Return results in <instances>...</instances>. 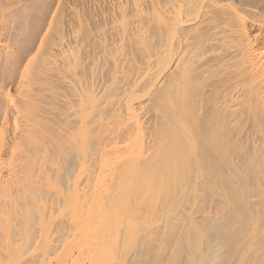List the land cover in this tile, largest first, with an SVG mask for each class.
I'll return each instance as SVG.
<instances>
[{"label":"rangeland","instance_id":"obj_1","mask_svg":"<svg viewBox=\"0 0 264 264\" xmlns=\"http://www.w3.org/2000/svg\"><path fill=\"white\" fill-rule=\"evenodd\" d=\"M60 1L61 0H0V136H3V138L0 137L1 138L0 139V141H1L0 142V148H2V146L5 144V142L8 145H11L13 137H15L14 134L16 135V132L14 130V121H15L17 113H16L15 109L19 106L21 107L24 105L23 104L24 102H22V101H23V99L26 98L24 95H27V93L25 91H24L23 95L20 94V93H23V90H21V89H23L22 86L24 84H22V83L23 82L25 83L27 80L28 81L30 80L32 82L33 79H36V77L33 78L32 80L30 79L31 76H33V74H34L32 71L35 70L34 68H36V70L39 69L38 67L41 64L39 65L38 61L40 63H42L41 62L42 60H39V58L41 59V58H44V56H46L45 53L46 52L48 53V48H50V46H51L50 44L53 43L52 41H54L55 35L57 36V34H58L57 32L60 33L62 30H63L62 34H64L66 31L67 33H65V34L67 36L65 34L64 35H65V37L68 38V34H69L70 39L72 38L71 36L73 35L72 33H74V32H76L77 35L74 33L75 35H73V38H75V36L79 37L80 35L82 37V35H83V38L85 40H86L85 36L90 34V37L89 36L87 37L88 42H89V40H90V42L91 41L94 42V39L91 40L89 38H91V36L94 35L96 33V31H98V33H96L98 38H95V42L94 43L91 42V44L89 42L91 47H93V45L96 44V45H94L93 48H91L90 45L87 44L88 42L86 43V41L80 37L77 40L80 47L72 45V46L77 47L73 51L78 52V53L75 52L76 54L73 53V56H74L73 59L77 60V61L79 60V62H77V61L75 62L73 59H71V66L74 65V68L72 67V69L77 70L76 71L77 75L75 78H77L79 76L78 78L80 79L82 76V79L84 80L83 81L80 79V83L84 82L82 84V86L84 85L82 89H85V85L88 84L87 86L91 85V87H88L87 90L91 91L90 89H92V87H93L94 94H96V93L98 94L97 98L99 95H102V94H100V91L102 92V90L105 91L106 89H108L105 91V95L107 94L106 97H108V94L112 90V92H111L112 94H109V95L113 96V93H114L115 97L116 96L118 97L119 95L123 96L124 94H126V95L128 94V96L131 97V99H132V97H133V99H135V97H136L134 102L136 103L137 101H140L141 107L143 106L142 104H144V107H142V111H145L143 113H144V117L146 116V118H143L142 122H147V123H144V125H145L144 136H146V137L143 136L144 139L143 138L142 139L144 140V144L146 145V147H149V145H150V148H145V145H143L144 146L143 148H145V149H143L142 147L140 148V146H142L141 144H143V141H142V143L140 142V140H141V138H140V139H138V141L141 144H140V146H137V147H139L137 149V151L142 153L141 155H143V153H144V156L146 159L144 158V156H143V158H144L143 159L141 155H140L141 157H137L136 155L138 152L136 153V149H134V152L136 153L135 157H133L134 155L132 156L131 151H127V153H126L127 156L126 155L123 156L124 161H126L125 156L127 157V161H129V162H132V161L136 162V160L138 158L139 161H137L136 163H138V162L140 163V160L143 159L142 162H143L144 166L146 164V168H147V166H149V167L154 166L155 164L151 165V163H153V161H154V163L156 161H159V160H157L159 153L157 152L155 146L156 147H158V145L161 146L160 140H161V137H162L161 134L163 133L164 128H162V131L160 130L161 128H159L161 126L162 121H160L161 119H158L159 115L157 113H160V109H161V111H162V109H164L163 106L165 107V104L158 107L155 104V101L153 99L155 98L156 95H158L160 93H163V94L166 93V92H164L166 90V88H165V90H163V89H164V86H167V82H168V84L171 81L173 82V84L175 81H176L175 83H177V82L180 83L179 74L176 72V71H179V68L177 67L176 69H174V70H176L175 73H174V70L171 71L173 68L170 70L171 73L167 72V79L165 78L166 75H163V78H165V80L161 77V79H163L162 81L165 82V85H163V82H161V80H159V84L157 83V86H156V89H157V87L158 88L160 87L158 90H155V88L154 89L150 88V86L152 87V80L154 81V79H151V77L154 78L153 72L156 75V73L160 70V68L158 70H157V68L160 67L161 66L160 64L163 63L164 53L166 51H168L169 48L172 49L174 47L173 50L176 51V53L178 52L181 54L184 50L183 55H181V56H185L186 58L184 57L185 60H183L184 58L182 57L183 58L182 62L185 61L186 62V63H184L185 65L191 64V65H189V66H191V68H193V66H194L193 71L191 72V75H190L193 78H191L190 82L192 84L195 83L193 85L196 87H194L195 88L194 89L193 85H192L191 90L192 89L193 90L190 94L186 95L185 103H183L181 109L183 108L182 111L184 112V110H186L188 113L190 112V109L195 110V111L194 110L191 111V117H193V118L187 119L185 124L187 125L190 122V124H188L187 127H190L192 134H197L198 136L194 135L196 137H193V135H191L192 139H193L192 140L193 143L195 142L194 147H193V143L191 141L189 142V144L191 145V146H189V148H190L189 150L191 152H189V150H188V152L191 153V154H189V155H191L190 156L191 158L189 157V155L187 157V154H188L187 151H186L187 152L186 155L183 158L184 160H186L187 158L189 161L191 160L189 163H187L188 160L186 162L184 160L183 161L180 160L178 162H181V165H180V163H178V165L176 163L175 165H177V166L173 170L171 168L172 171L167 167L168 171H169L168 173H170V174H167V171H166L167 168H165L166 166L171 164V163H169V161L167 162L168 164L166 163L165 167L163 166L162 170L160 169L161 172H159V173H163V175H164L165 172H163L164 171L163 169H165L166 175L163 176L161 174L160 178H159V173H158V176L156 178H157V180L159 178V181L161 180V182H159V185H158V181L156 182L157 187L155 189H157V190H155V192L153 193L154 195L150 194L146 188H140V190L138 188H131L130 189L129 185H131V184L128 183L129 177H127L128 179L126 178L127 183L129 184L128 185L129 187H126L127 183L126 184H120L122 181H124V177L122 178L120 176L119 171H114L112 174V177H114L113 181L110 180V178L106 179V180H108L106 183V186L108 184V186H107L108 189L105 186V182H104L103 186L106 189L102 186L104 189L103 190L101 189L102 190L100 192L101 195L95 196L94 198H93V196H91L90 198L88 196L89 199H87L86 202H87V206L91 210V214H88L85 218L80 219L79 222L75 225V227L71 228V229H70L69 224L66 220L68 218L67 212H69V211L65 208L66 207L65 205H67L66 200L70 198V197L66 196V194H69V191H70L69 189H68L69 191L67 190L68 183H69L68 181L70 178L73 179L74 176H77V170L78 169L76 168V166L78 163V158H77L78 156L76 155L75 152L79 151L80 146L81 145L85 146V144H89V146H87V147H89V148L91 147L90 149L94 148L96 140H94L92 138L94 140L93 141L92 139L90 140V138H88L87 140L85 139V141H83V142H79L80 144L77 143L79 148H77V146L74 147V148H76V151H75V149L69 150V148L65 149V147H64V149L66 150V152H65V150L63 149V151L65 152L64 156L61 155L62 150L59 152L56 149L58 146H55L56 148L53 149V146L56 144L54 141L53 142L55 144L53 142H51V144H50V142H49V145L51 147L50 146H49L50 148L47 147L48 148L47 150L52 148V150L53 151L55 150V151L52 154L47 152L48 155L54 156L56 150H57L56 154L58 153L56 155V158L58 156L57 159L59 161L56 158L52 157L53 161H55V162L57 161L56 166L54 165V162L52 160L50 161L51 158L48 159V157H50V156H47L46 157L47 159H45V160L46 161L48 160L47 161L48 164L45 163V160H44L43 161L45 163L44 167L46 168L47 166L48 167L50 166V168H46V171H45L43 169L44 167H43V162H42L41 167H43L42 169L44 171L42 170L43 173L41 174V173L36 172V171H38L36 166H34L36 168V171H35V169L33 167V165L35 163L34 164L30 163V164H32L30 166L28 164L29 160H27V158H26L24 163H27V164H25L23 166L20 163H19L20 165L16 164L17 165L16 167L22 166L21 167L22 170H24L23 167L26 166L27 169L25 168V170L26 171L28 170L29 173L26 171H22L23 173L25 172L24 173L25 175H27V178L24 177L26 180L22 179L23 174L20 175V173H22V172L20 170L21 168L18 167L20 171L15 170L17 174L19 173L18 177H15L16 176L15 175L14 178L11 179L12 181L15 180V182L11 183L12 182L11 180H6L5 186H7V187L9 186L10 187L9 189H6V190H5V188L2 189L3 187L0 184L1 185L0 186V264H40V263L41 264H208V263L214 264L213 261H216L218 264H221V263L222 264H224V263L225 264H263L264 256H263V249L262 248H264V234H263L264 233V212H263V210H264V192H262V191L264 190V183H263L264 182V170H263L264 169V151H262V150H264V105H262L258 102L256 103L255 101H253V99H252V102H250L248 99L249 96L247 95V97H246L245 93L243 91H241V88L245 87V83H246L245 81L241 82L240 88L238 90H237L236 86L234 87L235 83H237V81H236L237 79H235V78H231V80H229L230 82L228 80H226V81L224 80L225 82H223V83L225 85L222 84L223 79H222V76L220 75L221 71H223L225 68L229 67L228 62L232 63L230 65V67L231 66L234 67L236 60L234 62V60L232 59L233 61H227L228 64H226V63L221 64L223 66H224V64H226L224 66L225 67L224 68L221 65H219L217 62L211 61V57L214 55H217L219 53L221 55H226L225 54L226 50L225 49L223 50L222 49L223 47H221V46H220V48H219V46L217 47V45H221L219 43V41H220L219 38L220 37L222 38V36H223L222 34H223L224 27L226 25H231L232 22H234L233 19H231L232 16H230V13L227 11L225 12V10L223 12L222 9L219 10V7L217 5L229 4V5H233L234 7H236L238 14L247 19V21H248L247 27H248V30L250 31L249 33L251 36H254V35L258 34L257 23H263L264 22V0H208L209 2L211 1L212 2L211 4L214 5V6L212 5L213 7H211L212 10L209 9L208 12L206 13V15H208V17L203 15L205 13V11H203L202 9H201V11H203L202 12L203 14L199 13V12H201L200 11L201 6L198 5L200 3L199 0L198 1L192 0V2H191V0L189 2H188V0H186L187 3H185L184 0L183 1L179 0V2L182 1V3L180 2L178 4L179 5L181 4L180 10L183 11V13L180 15L181 16L180 17L181 20L179 22L180 24L178 26L177 25L174 26L176 31H173L174 28H173V30L171 29L172 31H169L170 28H172V24H170L171 26H165L163 23L160 24L158 22L159 19L155 16V13H156L155 11L158 9V7L163 9V7L165 6L164 9H166V8L169 9L171 7V4L173 5L174 0H172V1H170V0H158L159 4H157L156 0H154V1L151 0L152 3H155L154 6L150 2V0H145V2H143L144 0L143 1L138 0L137 2L139 4L141 2V5H143V7L140 6L141 11L139 9L140 14L136 12L135 7L133 9L134 4H131V3L136 2L134 0H121V1L119 0V2H117V3L119 4L121 2V5H122V7L120 9L121 5L118 6L116 4L118 9H120L119 11H118V9L116 10V8H117L116 5H111V6H113V7H111L108 0H106L107 3L105 1L103 2V0L102 1L100 0L101 3L99 5V7L101 6V9L99 8V10H97L98 6H96L97 8L92 6V2H90L91 0H89V1L88 0L87 1L86 0H62V2H61L62 4H60ZM92 1H94V0H92ZM97 1H99V0H97ZM146 1H147V3H146ZM175 1L178 2V0H175ZM193 1H194V3H193ZM169 2L170 3L172 2V3L170 4ZM177 2H175L174 4H176ZM197 2H199V3L197 4ZM104 3H106V4H104ZM161 3H164L165 5L162 4V7H161ZM168 3L170 5H168ZM59 4L61 5L62 8L61 7L59 8V6H60ZM107 4H109V5H107ZM166 4L168 7H166ZM193 4H195V5H193ZM196 4L199 6V7L197 6L199 8V11L197 10L198 8L196 7ZM90 5L92 7H90ZM144 5H146V6H144ZM155 5H157L158 7H156ZM215 5H216V8L218 7L217 8L218 10H216ZM182 6H185V7H182ZM194 7H196L195 8L196 10L194 9ZM122 8H124V9H122ZM58 9H60V11ZM93 9H95L94 10L95 14H94V12H92ZM152 9L153 10L156 9V10H154V12H153ZM186 9L190 12H186ZM192 9L194 10V12ZM90 10L92 13L90 12ZM115 10L118 14L114 12ZM123 10L125 13H122ZM171 10L172 9H170V11ZM72 11L75 12L76 14L73 13ZM120 11H122V12L120 13ZM143 11L147 15H145L143 13ZM181 11H180V13H181ZM219 11H220V13H219ZM55 12H57V13H55ZM77 13L78 14L81 13L79 15L80 17L77 15ZM119 13L123 14L122 16L125 15L124 17H125V19L126 18L127 19L122 20V18L119 16L120 15ZM188 13L189 14L191 13V14L189 15ZM195 13H196V15L198 13L200 15L201 14L202 15L200 16L198 14L199 15V17H198V15L196 16ZM223 13H225V14H223ZM57 14L59 15L60 18L58 17ZM185 14H187V17ZM213 14L216 16L215 17L216 20H214ZM54 15L56 16L55 17L56 19L54 21H51V20H53ZM81 15L83 17H86L87 19H85V18L82 19ZM76 16L78 17V19L80 18V21H81V19L82 20L85 19L82 22V25L84 24L83 27L85 26L84 29H83V27H81L80 22L77 21L78 19L77 20L75 19ZM147 16H149V17H147ZM202 16L204 19L206 17V20H204L205 23L204 24L201 22L197 23V20L199 21V19H201ZM219 16H221V17H219ZM229 16H230V19H229ZM152 17H156L158 20L155 18H152ZM62 18H63V20H62ZM90 18H91V20H90ZM203 18L201 20H203ZM226 18H228L227 19L228 21H226ZM64 19H65V21L67 20L68 22L70 20L75 22V20H76L78 22V24H77V22H75L76 24L72 22L70 25V23H68L66 21L70 27L72 26L71 27L73 29L72 30L66 24V22L65 23L63 22ZM188 19H190V20H188ZM222 19H224V20H222ZM59 20L61 21V25H60ZM182 20L187 21V25H185V22H184V24L181 23V22H183ZM191 20H192V23H190ZM123 21H124V23H121ZM128 21H129V23H128ZM188 21H189V24H191L190 26H192V27H190L188 25ZM224 21H226V22H224ZM160 22H162V21H160ZM62 23H63V25H62ZM195 23L197 24L198 27H199L198 24H200L201 28L200 27L199 28L202 30H200L199 28L196 29L197 26ZM224 23L225 24L228 23V24L223 26ZM193 24H195V25H193ZM201 24H203V25H201ZM64 25H65V31H64V27H63ZM163 25L165 28L163 27ZM183 25H184V27L182 28ZM206 25H208L207 26L208 28L205 27ZM49 26H51V28ZM79 26L81 28H78ZM185 26H186V29H185ZM212 26H214L215 28H213ZM66 27H68V28H66ZM209 27H210V29H209ZM211 27H212V29H211ZM69 28L73 32L70 31V33H68ZM168 28H169V30H168ZM178 28H179V30H178ZM181 28H182V30H180ZM187 28H189L190 32ZM192 28H195L198 31H196L195 29H192ZM47 29L50 30L51 34H54V32L56 34H54L53 36L49 34L50 35L49 37H52V38L48 37L47 39H45L44 34H46L48 32ZM78 29L81 30L80 31L81 33L82 32L85 33L87 30V33L89 32V34H87V35H85L86 33L81 34V33L77 32V31H79ZM82 29L85 31H83ZM137 29L141 31V32L137 31L138 34L136 33ZM89 30H91L92 32ZM194 30H195V32H194ZM93 31L95 32L94 34H92ZM99 31H101V32H99ZM119 31H121V32H119ZM139 32L145 38V39L144 38L141 39V40H143L142 44H145V45H143V48H141L142 46L137 44L138 41H137V43L135 42L137 40V37L135 38L134 36L139 35L140 34ZM168 32L171 34L172 33L177 34V37H175L176 35L175 36L174 35L171 36V34L169 35ZM196 32L197 33L199 32L200 34H197ZM213 32H215L216 35ZM218 32H219V34H218ZM119 33L120 34L125 33L127 36H129L131 34L130 36L132 38L134 37L136 40L135 39L131 40L132 38L130 37L129 41L125 42L124 44L121 43L120 45H122V46L120 47V45H118L119 42H117L120 40L119 38L121 36V35L119 36ZM128 33H129V35H128ZM165 33H166L167 37H166ZM189 33H192V34H189ZM211 34L212 35L214 34L215 36H212ZM220 34H221V36H220ZM99 35L101 37H99ZM180 35H182V37ZM184 35L187 37H185ZM190 35L195 36V38L198 39V41L195 39L194 40H195V42L197 41L196 43H198L199 45L196 44L197 46H195V44L193 42L194 40H192L193 37H190ZM197 35H199V36H197ZM200 35H201L202 39L199 38ZM203 36H204V38H203ZM104 37H106V38H104ZM116 37L117 38L119 37L118 40ZM210 37H214L213 39L211 38L213 40V41H211V43H210ZM215 37L217 38L218 42L216 41ZM43 38L45 40H43ZM174 38H175V40H174ZM186 38L191 43H186L187 42ZM106 39H107V41H106ZM165 39H166V41H167V39H169L168 40L169 42L167 41L168 42L167 43L165 41ZM184 39H186V40H184ZM206 39H209V41ZM98 40H100V41L98 42ZM182 40H183V42L186 41L185 42L186 44L183 43ZM201 40L203 42H201ZM80 41L81 42L83 41V42L81 43ZM104 41H105V45H103ZM176 41L179 44L176 43ZM205 41H207V43ZM214 41L216 42V44L214 43ZM44 42H45V44H44ZM101 43H102V45H101ZM154 43H155V45H153ZM172 43H173V45H172ZM205 43H206V45H205ZM263 43H264V38L257 41L256 46L261 48L264 46ZM98 44L100 46H102V49ZM148 44H149V46H148ZM169 44L171 47H169ZM190 44H191V46H190ZM192 44H193V46H192ZM85 45H87L88 47ZM161 45H163V46H161ZM177 45H179V46H177ZM186 45L189 46V48L190 47L191 48L189 49L188 47H185ZM103 46L105 47V50H103L104 49ZM78 47H79V49H78ZM122 47L124 48V50H121V49H123ZM166 47L168 48V50ZM179 47H181V48L185 47L186 49L182 48L183 50L182 49L180 50ZM39 48L41 50H39ZM106 48H107V51H109V54L111 53L112 55L108 56V52L106 51ZM119 48H121V49H119ZM145 48H146V51H145ZM163 48H166V49H163ZM193 48L196 51H194ZM202 48L205 50H203ZM187 49L190 53H191V49H192V52L194 51L193 52L194 54L197 53L194 55L193 61L191 60L190 62H188L189 59H187V58H189V55L188 56H186V55L189 52L187 51L188 53H186V51H185ZM219 49H220V52L217 53V51H219ZM88 50H90V51H88ZM101 50L104 53L99 54V52H101ZM160 50L163 51V52L161 51V54H160ZM177 50H179V51H177ZM130 51H131V53H130ZM151 51H153L152 55H151ZM221 51L224 52V54ZM39 52L40 53L42 52L41 53L42 55ZM43 52H44V54H43ZM92 52H94V53H92ZM105 52H107L106 55H103V54H105ZM117 52H119V56H121L120 55L121 52L124 53L126 56L122 55L123 59H125L127 57L126 58L127 60H123L122 57H119L117 55ZM135 52H138V54ZM139 52H140V54L142 53L141 54L142 56L139 54ZM158 52H159V54H158ZM114 54H116L117 57L120 58V59L119 58L115 59V62L117 61L116 64H115V62L112 63L114 61L113 60L114 56H115ZM145 54H147V55L145 56ZM156 54H158V55L156 56ZM210 54H212V55L210 56ZM39 55H41V56H39ZM76 55H79V56H77V58H75ZM131 55H133V56H131ZM149 55H150V57H152V59H150L151 62L149 61V58H150ZM197 55H199V56H197ZM200 55H201V59L204 61H202L201 59L199 60L198 57H200ZM202 55L204 56L203 58H202ZM207 55H209L208 56L209 60L206 58ZM102 56L103 57L106 56V58L111 57L110 59H112V58L113 59L112 60H109V58L104 59ZM158 56L160 57V59L158 58ZM37 57H39V58H37ZM142 57L144 60L142 59ZM132 58H134L136 61H134V59H132ZM101 59H102V61H101ZM158 59H159V63H157ZM206 59L208 62L211 61L212 63L210 62V64H209L206 61ZM120 60L123 61V64H124V65H122L123 68L118 67V69H116L117 66H121V64H122V61H120ZM198 60H199V62H197ZM73 61L75 63H78V64H75ZM110 61H112V62H110ZM124 61H127V62L129 61V62L124 63ZM147 61H149V63H146ZM195 61H196L197 65L199 63L198 66H201V64L203 62H205L206 64H208L207 65L208 67L209 66H211V67L208 68L207 66H205V64H203L204 69H202L203 67L199 68L197 65H195ZM33 62H35V63H33ZM140 62L143 63L144 65L146 64L145 66L142 65V66H144V68H146L149 64H150V66H148V67L151 68L152 67L151 63H153V64L155 63L153 65L154 69L151 68L152 69L151 70L149 68L152 71L151 72L152 74L148 75V76H150V78L148 76H144V74H142L144 71L143 70L144 68L142 67V69H141V66H140L141 63ZM27 63H30V64H27ZM111 63L113 65L114 64L117 65L119 63L117 66L114 65L115 69L120 71V74H122L121 76H120V74H118L119 75V77L117 78L118 80L116 78H114V76H111L114 74V72L112 70V69H114V67L112 66ZM126 63L128 65H130V64H133V65L128 66ZM193 63H194V65H193ZM157 64L159 66H157ZM184 64H182V65L184 66ZM75 65H78V68H76ZM79 65H81V66H79ZM135 65L136 66L138 65V67H140V68L136 67ZM182 65H180V67ZM27 66H28V68H25ZM212 66H213V68H212ZM32 67H33V69H31ZM135 67H136V69H134ZM25 69H27V70L25 71V73H23V71ZM72 69H71V71H72ZM121 69H122V71H121ZM139 69H141L143 71H141ZM205 69H206V71H205ZM75 70H73V72ZM130 70H131V73H129ZM136 70L138 72L135 75L134 71H136ZM111 71H112V73H111ZM139 71H140V73L141 72L142 73L140 74ZM73 72H71V73L68 72L69 75L66 74L67 72H65V74L70 77V78L68 77V79L66 78L67 80L70 79L69 81H71V79H72L71 77H73V75L75 74V72L74 73ZM122 72L125 73L126 75L123 74ZM132 72L134 75L132 74ZM193 72H195V74ZM201 72H203V73H201ZM204 72H206V73H204ZM30 73L31 74L33 73V74L31 75ZM23 74L25 75V78H24ZM71 74H72V76H70ZM176 74H178V75H176ZM131 75L133 78H136V79H133L131 77ZM168 75H169V77H168ZM195 75H197V77ZM123 76H124V78L121 79V77H123ZM136 76H138L139 79ZM143 76H144V78L146 77L145 79H147L146 84H144L142 82L143 80L145 81ZM218 76H220V77H218ZM172 77L174 79L175 78L176 79L173 80ZM198 77H200V78H198ZM201 77L204 80H202ZM75 78L72 79V80H75L72 82L76 83V81H77V85H75V83H72L71 86H73L74 88L79 90L80 89V86H78V85H80L78 83L79 79H75ZM113 78H114V81H113ZM142 78H143V80H141ZM220 78L222 79L221 81L218 80ZM126 79H128V80H126ZM149 79L151 80L150 82L148 81ZM20 80H21V82H20ZM193 80H194V82H192ZM210 80L213 82H211ZM233 80H234V82H233ZM217 81H219V83ZM117 82L119 85L117 84ZM119 82H121V84ZM141 82L143 84H141ZM172 82L170 84H172ZM215 82H216V84H214ZM110 83H112V84H110ZM113 83H116V84H113ZM56 84H55V86H56L55 88L60 86V84H57V85ZM73 84L79 88L75 87ZM122 84L125 87L126 86L130 87L131 85L132 86L134 85V87H130V88L126 87L125 89L121 90V94H119L117 92L118 91L120 92V90H118V89L122 88V86H121ZM136 84H140V86H138ZM217 84L219 86L215 87L214 85H217ZM226 84L229 87H227ZM109 85L112 88L111 90H110ZM115 85H117L118 87L117 86L115 87ZM141 85L143 87H141ZM158 85H162V86H158ZM189 85H190L189 87H191L190 83H189ZM146 86L149 88H146ZM66 87L69 88L70 86H66ZM66 87L64 88L65 92H62L64 94L66 93V95L70 91H72V92H70L71 94L72 93L75 94V92L77 91L73 87H70L69 88L70 91H69V89H67ZM137 87L139 89L135 90L136 92L133 91V93H132L131 90L137 89ZM144 87H145V89H144ZM184 87H186V86H184ZM231 87H233L234 89L236 88V89L232 90L233 88H231ZM59 88H63V86L62 87L60 86ZM59 88H57V90ZM71 88H73L74 90H72ZM96 88L99 90V92H97L98 90ZM101 88H103V89H101ZM215 88H216V90H215ZM113 89H114V92H113ZM128 89H130V90H128ZM180 89H182V88H180ZM145 90H147V91H145ZM148 90H149V92H148ZM152 90H155V91H152ZM191 90H188V91L190 92ZM107 91H109V92L107 93ZM138 91H140V92H138ZM142 91H144V92H142ZM158 91H161V92L157 93ZM207 91H209V93ZM237 91H238V94L239 95L242 94V96L240 98H233L231 100L233 103H231L230 99L232 98L233 95H235L234 97H237V95H238ZM128 92L129 93L131 92L132 95H131V93L129 95ZM137 92L141 95H143V93H144V95H143L144 97L139 95V97L141 99L139 97L137 98V94H138ZM145 92L148 93V95H145L146 94ZM70 93H68V94H70ZM102 93L104 95V92H102ZM149 93L151 94L152 97L150 96ZM243 93H244V97H243ZM71 94H70V96L69 95H67V96L70 98ZM74 94H72L73 97H74ZM134 94L136 96H134ZM225 94L227 95V98H226ZM103 95H102V99H103ZM22 96H24L25 98H23ZM121 96H119V97H121ZM148 96H150V97H148ZM73 97H71V98H73ZM197 97L200 98V100L197 99ZM219 97H221V98L219 99ZM187 98H189L191 100L193 99L192 102H194V103H191V104L196 105V106L194 105V108H193V106H191L190 103H187V101L189 100ZM203 98H204V100H202ZM137 99H140V100H137ZM196 99L198 101H200L199 103L202 102V104H199ZM214 99H216L217 101L216 100L214 101ZM221 99H223V100L229 99L228 102L230 101V103L228 104L227 100H225V103L223 105V100H221ZM97 100L99 101V99H97ZM100 100H101V98H100ZM103 100L105 101V98ZM103 100H101L100 102H96V105L98 103L101 105L103 103ZM191 100L189 102H191ZM234 100H235V103H234ZM244 101H247V102L242 103ZM140 102H137L136 104H138ZM206 102H209V103L206 104ZM104 103L102 104L103 107L106 105V103H105V105H104ZM146 103H148L147 105H149L150 108H149V106L148 107L145 106ZM153 103L155 104V106ZM217 103H219V104H217ZM252 103H254V105ZM99 104H98V106L95 107L96 108L95 110H98V111H96L97 115L105 114L106 117H105V115H103L104 118H107L108 116H109L108 118H110L111 117L110 115L114 113V112H112L113 110L109 111V110L113 109V106L111 105V103L109 104V106L107 105L104 107L105 109H106V107H107V109H109V110L106 109L108 111L107 113H104L105 110H102L103 107L100 108L102 105L99 107ZM209 104H211L215 109ZM215 104H217V105H215ZM203 105H204V107H203ZM222 105H223V107H221ZM233 105H235V106H233ZM59 106H60V108H59ZM59 106H58V109H60V111H64L65 107H62L61 105H59ZM186 106H188V107L186 108ZM236 106H237V108H236ZM108 107H110V108H108ZM196 107H197V109H196ZM144 108H145V110H144ZM157 108H159V109H157ZM165 108L166 109H164V110H168L167 107H165ZM199 109H201V110H199ZM237 109H239V110H237ZM252 109L254 110V112ZM66 110H68V111H66ZM66 110H65L66 112H63V113L68 112L66 114V115H68L70 111H69V109H66ZM99 110H102V112L100 111L101 113L98 114ZM196 110H198V111H196ZM215 110H217V111H215ZM228 111H232V112H228ZM96 112H94V114H96ZM207 112H210L211 116L208 114L209 115V117H208ZM194 113H196V115L198 114L199 116L197 115L196 117H194V115H195ZM203 113L206 115V121L210 120L211 124H208L209 121L206 125L201 124V123H203V121H205V119L204 120L201 119V121H200V118L204 117ZM214 113L219 115L218 118H216L217 115H214ZM221 113H223L224 116ZM147 115H149L148 117L149 118L151 117V119H149L147 117ZM200 115L202 117H200ZM233 115H235V116H233ZM68 116H71V115H68ZM196 119H199V120H196ZM206 121L204 123H206ZM224 121H226V122H224ZM51 123L52 122H50V125L53 126ZM59 123H61V122H59ZM192 123H193V126H192ZM123 124L124 123H122V127L120 126L121 124L119 125L120 127L116 126L115 131H114V135L117 136V137L115 136V139H117L118 143H121L122 141L125 142L126 141L125 139L128 138V134L126 131L127 125L125 123L124 125H126V126L123 127ZM146 124H149V125H147L148 127L146 126ZM155 124H158V125H155ZM197 124H200L203 127L206 126L207 128L211 127V130L210 129L208 130L206 128H201V126L197 125ZM50 125H47V127H46V128H49L48 131H50V130L52 131V129L55 130V127L54 128L50 127ZM56 125H58V123L54 124V126H56ZM195 125H196V128L194 127ZM73 126L74 125H72V127ZM153 128H155L156 130ZM74 129L75 128H73V130ZM124 129H125L126 133L124 131H122ZM196 130H198V132ZM201 130H204V131L206 130V132L208 131V133H210V134H208L206 132L203 133L204 131H201ZM118 131H119V134H118ZM195 131H196V133H195ZM199 131H201V134L202 133L203 134L202 135L199 134L200 133ZM210 131L211 132L213 131V133L211 134ZM53 132H55V131H53ZM53 132H51V133H53ZM122 132H123V134H122ZM158 132L159 133L161 132L160 133L161 136H159ZM204 134H206V135H204ZM155 135H157V136H155ZM154 136H155V138L157 137V140L154 138ZM198 137H200V139ZM202 138H204V139H202ZM206 138L209 139L208 142L212 141L211 145H210V142L208 144ZM57 140L58 139H55L56 142H57ZM215 140H216V142H215ZM58 141H60V140H58ZM145 141H147V144ZM61 142L63 143L62 140L58 143H61ZM124 142H122L121 144H125ZM92 143H93V145H92ZM202 143L203 144L205 143V145H204L205 148H204V146H202L203 145ZM7 144H5L4 148H3L5 151L3 149H1V153L3 154L4 157H6L9 160L10 159L9 158L10 153H9L8 149L6 150V148H8ZM65 144H67V143H65ZM136 145H139V143L137 142ZM210 146H212V147H210ZM159 147L157 148L158 150H159ZM215 147L217 149L219 148L218 149L219 151ZM24 148L25 147H23L22 150L26 149V148L25 149ZM153 148H154V150H153ZM212 149H214L217 153H214L215 151ZM72 150H74V151H72ZM132 151H133V149H132ZM142 151H144V152H142ZM50 152H51V150H50ZM134 152H132V153H134ZM145 152H147V153H145ZM262 152H263V154H262ZM59 153H61L60 155L62 157L59 155ZM122 153L124 154V152H122ZM148 153H150V154H148ZM42 154H44V153H42ZM42 154L40 157L43 156ZM152 154L154 155L155 160H153L154 158L151 159ZM260 154H262V155H260ZM147 155L149 156V158ZM226 155H227V157H226ZM59 156H60V159H59ZM219 156H221V157H219ZM76 158H77V160H76ZM135 158H136V160H135ZM220 158H221V160H220ZM23 159H24V157H21V159L19 157L18 160H15V161H16V163H18V162L23 163ZM38 159L39 158L36 159L37 160L36 163H38ZM144 160H145V162H144ZM148 160H150L149 163H148ZM49 161L51 162V165H50ZM207 161H209V162L207 163ZM182 162H185V164L186 163L187 164L185 165L183 163L184 164L183 165ZM35 165H39V164H35ZM52 165L54 166V171H53ZM173 165L174 164H172L170 166L175 167V165L174 166ZM182 165L185 167H183ZM214 167H215V169H214ZM18 168H16V169H18ZM28 168H30V170L34 169L33 171H35L37 173V175L40 174L43 176L44 172H48V173H45L44 176L46 174H50L51 176L47 175L42 180V181L45 180L44 181L45 183L40 182L38 179H36L37 178V176H35L36 173L34 174L33 171L31 172ZM55 168L58 171H56ZM186 168L188 170H185ZM47 169H48V171H47ZM49 169L50 170L52 169L51 170L52 172ZM256 169H257V171H255ZM260 169H262L263 176L261 175ZM177 170H178V172H177ZM30 172L33 173L34 176H32ZM49 172H51V173H49ZM256 173H258L259 176ZM29 174H30V177L32 176V178L33 177H36V178H33V179L29 178L32 181L28 180ZM169 176H170V178L168 179ZM48 177H50V179H48ZM120 177H121V180L123 179L122 181L120 180ZM163 177H165V179H163ZM166 177L168 180L163 181V180H166ZM15 178H17V179H15ZM38 178H41V176H39ZM46 179H48V180H46ZM16 180L18 181V185L20 184L19 186L21 188L24 187L23 189H21V190L19 189L20 187H18ZM34 180L38 181L40 183L36 182L34 184L35 185L37 184V185L34 186L32 184V182ZM21 181H22V183H19ZM175 181L178 183H176ZM7 183H9V184H7ZM40 184H41V186H40ZM11 186L12 187L14 186V187L12 188ZM38 186H40V187L38 188ZM36 187L38 188L37 189L38 191L36 190ZM131 187H133V186H131ZM160 187H161V189H160ZM14 188H16V190ZM25 188H26V191H24ZM141 189H143V190H141ZM7 190L8 191L10 190V193ZM17 190H19V191L17 192ZM11 191H13V192H11ZM103 192H105V193H103ZM236 194H237V196H233ZM238 194H239V197L241 195V197H240L241 199H238L239 198ZM229 196H231V197L228 199ZM235 197L237 200H235ZM231 198H232V200H230ZM260 198H262V199H260ZM64 199H66L65 200L66 202L64 201ZM259 199L261 200V204H259L260 203ZM71 200H72V198H71ZM63 201H64L65 205H64ZM257 202H259L258 203L259 206L256 205ZM238 203H239V206L237 209L236 207H237ZM235 205H236V207H235ZM239 208H241V209H239ZM236 210H238V211H236ZM253 210H254L256 216L253 214ZM260 210H261L262 214L258 215ZM246 211H247V213H246ZM88 213H90V211ZM242 215H244V217H242ZM230 217H231V220H230ZM232 218H234V219H232ZM246 218H248V219H246ZM251 219H253V220H251ZM231 222H233L234 224ZM228 223H229V227H228ZM243 223L245 225H243ZM248 223H250V224H248ZM262 223H263V225H262ZM224 226H226V229ZM234 228H235V230H234ZM236 228H237V230H238V228L240 230L237 231ZM245 228H246V230H245ZM230 229L234 230L236 233H234V231L230 232ZM241 229L243 231H241ZM228 231H229V233H228ZM250 231H251V233H250ZM221 232H225V233H221ZM243 232L244 233L247 232L246 233L247 235L244 234ZM230 233H232V234H230ZM237 233H238V235H237ZM224 234L226 235V237H224ZM230 235H233V236H230ZM227 236H228V238H227ZM240 236H241V238H240ZM224 238L226 240H228L227 244H225L226 240ZM257 238H259V239H257ZM233 239L235 242L232 241ZM260 240L262 243L260 242ZM232 242H233V245H232V247H230L231 246L230 244H232ZM250 242H251V244H250ZM253 242H255V243H253ZM241 245L244 246V248ZM250 245H251V247H250ZM229 247L231 250L228 249ZM81 249H83V252L79 254V251ZM216 249H219V250H216ZM226 252L229 255H227ZM43 253H47L48 256L50 257V259L42 262L41 256ZM211 256H215V257H217V259L214 260L213 259L214 257L211 258ZM224 256H227V258H223ZM221 260H222V262H221Z\"/></svg>","mask_w":264,"mask_h":264},{"label":"bare ground","instance_id":"obj_2","mask_svg":"<svg viewBox=\"0 0 264 264\" xmlns=\"http://www.w3.org/2000/svg\"><path fill=\"white\" fill-rule=\"evenodd\" d=\"M87 1V0H86ZM89 1V0H88ZM102 1V0H101ZM106 2V0H103V2ZM121 1V0H120ZM134 1H136V2H134ZM133 2L134 3H131V4H134V6H133V9H134V7H135V10H136V12L137 13H139V9H140V11H141V7L140 6H142L143 7V5H141V2H140V4L137 2L138 0H134ZM141 1H143V0H141ZM154 1V0H153ZM157 1V4H159L158 3V0H156ZM170 1H172V0H170ZM175 1V0H174ZM173 1V5L171 4V7L168 9V8H166V9H164L165 8V6L163 7V9L162 8H159L157 5H155L156 7H158V9L156 10V9H154V10H156L155 12V16L159 19H157L156 17H152V18H155V19H157L158 20V22L161 24V23H163L165 26H171L170 24H172V28H170V30H169V28H168V30L169 31H172L173 30V28H174V30L173 31H176L175 30V25H179L180 23V15L183 13V11H181L180 10V5L178 4V3H182V1H180L179 2V0H178V2L177 1H175V2H177L176 4H174L175 2ZM185 1V3H187V1L186 0H184ZM190 0H188V2H189ZM198 1V0H197ZM200 1V3L199 2H197V4L198 5H200L201 7H200V11H201V9L203 10V11H205V13L203 14L202 12L203 11H201V12H199V13H202L203 15H205V16H207L208 17V15H206V13L208 12V10L209 9H211L212 10V8L211 7H213L214 5L213 4H211L212 2L210 1H208V0H199ZM62 2V0L60 1V4H62L61 3ZM90 2H92V6H94V7H96V6H98V9L97 10H99V8L101 9V6L99 7V5H100V0L99 1H90ZM108 2L110 3V6L111 5H121V2L118 4L117 2H119V0H108ZM143 2H145V0L143 1ZM150 2L152 3V1L150 0ZM149 2V3H150ZM191 2H192V0H191ZM190 2V3H191ZM107 3V2H106ZM106 3H104V4H106ZM146 3H147V1H146ZM145 3V4H146ZM168 3V5H170ZM193 3H194V1H193ZM214 3V2H213ZM59 4V5H60ZM144 4V3H143ZM153 4V6H154V4L155 3H152ZM162 4H164V3H161V7H162ZM196 4V7L198 6ZM215 4V3H214ZM218 4V3H217ZM216 4V5H217ZM103 5V4H102ZM107 5H109V4H107ZM117 5H116V7H117ZM149 5V4H148ZM165 5V4H164ZM184 5V4H183ZM193 5H195V4H193ZM213 5V6H212ZM216 5H215V8H216ZM91 5H90V7H92ZM144 6H146V5H144ZM218 7H219V10L220 9H222L223 10V12H224V10H225V12L227 11V12H229L230 13V16H232V18L231 19H233V21L234 22H232V24L231 25H226V24H228V23H224L223 24V26L224 25H226L225 27H224V29H223V36H222V38L220 37L221 36V34H220V38H219V43L221 44V45H217V47L219 46V48H220V46L221 47H223L222 49L224 50H226L225 52V54L226 55H221L219 52H220V49H219V51H217V53H219V54H217V55H214V56H212L211 57V61H215V62H217L219 65H221V64H223V63H226V64H228L229 65V67L228 68H225L224 66L226 65V64H224V66L223 65H221L222 67H224L225 69L223 70V71H221V73H220V75L222 76V79H223V81H222V84H224L223 82H225L226 80H231V78H235V79H237L236 81H237V83H235V85H234V87L236 86V88H237V90L240 88V84H241V82H246L245 83V87L243 88H241V91H243L244 93H245V95H246V97H247V95L249 96V101L250 102H252V99H253V101H255L256 103L258 102V103H260V104H262V105H264V46L263 47H257L256 46V43H257V41H259L260 39H263L264 38V22L263 23H257V29H258V34L257 35H254V36H251L250 35V31L248 30V27H247V25H248V21H247V19L246 18H244L243 16H241V15H239L238 14V12H237V9H236V7H234L233 5H229V4H225V5H217ZM61 7V5L59 6V8ZM111 7H113V6H111ZM110 7V8H111ZM115 7V8H116ZM121 7H122V5L120 6V9H121ZM155 7V8H156ZM166 7H168L167 6V4H166ZM182 7H185V6H182ZM188 7V6H187ZM196 7H194V9L196 8ZM199 7V6H198ZM197 7V8H198ZM217 7V8H218ZM62 8V7H61ZM97 8V7H96ZM190 8V7H189ZM188 8V9H189ZM216 8V10H218ZM113 9V8H112ZM118 9V7L116 8V10ZM120 9H118V11L120 10ZM122 9H124V8H122ZM170 9H172L171 11H170ZM57 10V9H56ZM59 11H60V9H58ZM63 10V9H62ZM94 10L95 9H93V11L92 12H94ZM96 10V11H97ZM116 10L114 11L115 13H117L116 12ZM153 10V9H152ZM154 10H153V12H154ZM183 10V9H182ZM193 10V9H192ZM196 10V9H195ZM198 11H199V8L197 9ZM210 10V11H211ZM70 11V10H69ZM180 11H181V13H180ZM58 12V11H57ZM57 12H55V13H57ZM63 12V11H62ZM73 12V11H72ZM71 12V13H72ZM77 12V11H76ZM90 12H91V10H90ZM91 12V13H92ZM113 12V13H114ZM122 11H120V13H121ZM133 12V11H132ZM186 12H190V11H188L187 9H186ZM192 12V11H191ZM193 12H194V10H193ZM197 12V11H196ZM222 12V11H221ZM60 13V12H59ZM70 13V12H69ZM73 13H75V12H73ZM82 13V12H81ZM80 13V14H81ZM97 13V12H96ZM99 13V12H98ZM102 13V12H101ZM112 13V14H113ZM119 13V14H120ZM122 13H125L124 12V10H123V12ZM134 13V12H133ZM143 13H144V11H143ZM198 13V14H199ZM210 13V12H209ZM218 13V12H217ZM219 13H220V11H219ZM228 13V14H229ZM76 14V13H75ZM80 14H78L77 13V15L79 16ZM94 14H95V12H94ZM118 14V13H117ZM140 14V13H139ZM145 14V13H144ZM143 14V15H144ZM149 14V13H148ZM153 14V13H152ZM189 14V13H188ZM191 14V13H190ZM189 14V15H190ZM197 14V15H198ZM201 14V15H202ZM212 14V13H211ZM222 14V13H221ZM223 14H225V13H223ZM227 14V13H226ZM58 15V14H57ZM61 15V14H60ZM74 15V14H73ZM83 15V14H82ZM81 15V16H82ZM85 15V14H84ZM87 15V14H86ZM91 15V14H90ZM97 15V14H96ZM115 15V14H114ZM123 14H120L119 16L122 18V20H124L125 19V15L124 16H122ZM145 15H147V14H145ZM186 15V17H187V14H185ZM195 15H196V13H195ZM196 15V16H197ZM200 15V14H199ZM199 15H198V17H199ZM200 15V16H201ZM218 15V14H217ZM62 16V15H61ZM89 16V15H88ZM139 16V15H138ZM183 16V15H182ZM204 16V17H205ZM213 16H214V20H216L215 19V15L213 14ZM227 16V15H226ZM230 16H229V19H230ZM53 17V16H52ZM56 16L54 15V17H53V20H51V21H54L56 18H55ZM58 17H59V15H58ZM57 17V18H58ZM80 17V16H79ZM140 17V16H139ZM145 17V16H144ZM147 17H149V16H147ZM184 17V16H183ZM219 17H221V16H219ZM60 18V17H59ZM82 19L83 18H85V19H87L86 17H81ZM92 18V17H91ZM91 18H90V20H91ZM141 18V17H140ZM197 18V17H196ZM202 18H203V16H202ZM201 18V19H202ZM218 18V17H217ZM76 20L78 19V17L76 16V18H75ZM81 19V21H80V18L77 20V21H79L80 22V25H81V27H83V25H82V22L85 20H82ZM127 19V18H126ZM125 19V20H126ZM143 19V18H142ZM146 19V18H145ZM194 19V18H193ZM199 19V18H198ZM201 19H199V21L197 20V23L198 22H201V23H205L204 22V20H206V17H205V19L203 18V20H201ZM213 19V18H212ZM228 18H226V21H228L227 20ZM61 20V19H60ZM59 20V21H60ZM62 20H63V18H62ZM61 20V21H62ZM75 20V22H77ZM188 20H190V19H188ZM196 20V19H195ZM211 20V19H210ZM222 20H224V19H222ZM61 21H60V25H61ZM67 21V20H66ZM65 21V19H64V23L66 22ZM71 21V22H70ZM68 23H70V25H71V23L73 22L72 20H70ZM160 21H162V22H160ZM183 22H181V23H183L184 24V22H185V25H187V21H184V20H182ZM194 21V20H193ZM226 21H224V22H226ZM66 22V24L68 25V23ZM75 22H73V23H75ZM87 22V21H86ZM85 22V23H86ZM117 22V21H116ZM127 22V21H126ZM156 22V21H155ZM157 22V23H158ZM196 22V21H195ZM52 23V22H51ZM54 23V22H53ZM121 23H124V21L123 22H121ZM128 23H129V21H128ZM190 23H192V20L190 21ZM211 23V22H210ZM76 24V23H75ZM77 24H78V22H77ZM87 24V23H86ZM119 24V23H118ZM142 24V23H141ZM140 24V25H141ZM159 24V25H160ZM174 24V25H173ZM196 24V23H195ZM195 24H193V25H195ZM203 24H201V25H203ZM254 24V23H253ZM53 25V24H52ZM62 25H63V23H62ZM66 25V26H67ZM143 25V24H142ZM164 25H163V27H164ZM188 25L190 26L191 24H189V21H188ZM199 25V27H200V24H198ZM255 25V24H254ZM69 26V25H68ZM78 26V25H77ZM137 26V25H136ZM161 26V25H160ZM196 26H197V24H196ZM208 25H206L205 27L206 28H208L207 27ZM253 26V25H252ZM50 28H51V26H49ZM48 27V28H49ZM54 27V26H53ZM62 27V26H61ZM64 27V31H65V25L63 26ZM70 27V26H69ZM72 27V26H71ZM70 27V28H71ZM80 26L78 27V28H81ZM85 27V26H84ZM84 27H83V29H84ZM140 27V26H139ZM143 27V26H142ZM184 27V25L182 26V28ZM188 27V26H187ZM190 27H192V26H190ZM194 27V26H193ZM198 26L196 27V29H198L199 28ZM213 28H215L214 26H212ZM212 27H211V29H212ZM49 28V29H50ZM66 28H68V27H66ZM69 28V32L68 33H70V31H72L71 29ZM134 28V27H133ZM145 28V27H144ZM165 28V27H164ZM167 28V27H166ZM182 28L180 29V30H182ZM201 28V27H200ZM199 28V29H200ZM58 29V28H57ZM82 29V30H83ZM172 29V30H171ZM177 29V28H176ZM185 29H186V26H185ZM188 30H189V28H187ZM192 29H195V28H192ZM195 29V30H196ZM209 29H210V27H209ZM222 29V28H221ZM48 30V29H47ZM52 30V29H51ZM79 31H77V32H79V33H81L80 31V29H78ZM97 30V29H96ZM162 30V29H161ZM178 30H179V28H178ZM187 30V31H188ZM195 30H194V32H195ZM200 30H202V29H200ZM219 30V29H218ZM60 31V30H59ZM68 31V30H67ZM83 31H85V30H83ZM89 31H91V30H89ZM129 31V30H128ZM137 31H140V30H136V33H137ZM160 31V30H159ZM163 31V30H162ZM196 31H198V30H196ZM207 31V30H206ZM47 32V31H46ZM62 32H63V30L59 33V32H57L58 34H57V36L55 35V38H54V41H52L53 43L52 44H50L51 46H50V48H48V53L46 52L45 54H46V56H44V58H39V57H37V58H39V60H42L41 62L42 63H40L38 60V64L40 65H38L39 67V69L38 70H36V68H34L35 70L34 71H32L33 73V76H31V80L33 79V78H35L36 77V79H33L32 80V82L30 81H26L25 83L23 82L22 84H24L22 87H23V89H21V90H23V93H20L21 95H23L24 94V91L27 93V95H24V96H22L23 98H25V99H23V101L22 102H24L23 104V106H19V107H17L16 109H15V111H16V113H17V115H16V118H15V121H14V130H15V132H16V135L14 134V136L15 137H13V140H12V144L11 145H8L6 142H5V144H7L8 145V148H6V150L8 149V151H9V153H10V159L8 160L6 157H4L3 156V154L1 153V149H3L4 148V145L2 146V148H0V184L2 185V189H4L5 188V190L6 189H9L10 187L8 186H5L6 184V180H11V179H13L14 178V176L15 177H18V174L16 173V171L15 170H19V168H21L23 165H25V164H27V163H24L25 162V159L27 158V160H29L28 162V164L31 166L32 164H39V165H33V167L34 166H36V168L38 169V171H36V168L34 167V169H35V171L36 172H38V173H43V171L45 170L46 171V168H50V166L48 167L47 165V167L45 168L44 167V164L45 163H47L48 164V160L46 161L45 159H47L46 157L47 156H50V157H48V159L49 158H51L50 159V161L52 160L53 161V158H56V155L58 154H56V152H57V150L60 152L61 150L63 151V149H64V147H65V149H67V148H69V150H71V149H75V151H76V148H74V147H76L77 146V148H79L78 147V145H77V143H79V142H83V141H85V139L87 140L88 138H90V140L93 138L94 140H96L95 141V146H94V148H92V149H90L89 147H87V146H89V144H85V146H83V145H79L80 146V148H79V151H76L75 153H76V155L78 156L77 158H78V163H77V166H76V168L78 169L77 170V176H74V178L73 179H69V183H68V187H67V190L69 191V194H66V196H68V197H70L69 199H64V201L66 200L67 201V205H65V203H64V201H63V203H64V205L66 206L65 208L69 211V212H67L68 213V215H67V222H68V224H69V227H70V229L71 228H74L75 227V225L79 222V220L80 219H83V218H85L88 214H91V210L89 209V207L87 206V199H89L91 196H93V198L95 197V196H99V195H101L100 194V192L105 188L104 186H103V184H104V182H105V186H106V183H107V181L108 180H106V179H109L110 178V180H112L113 181V178L114 177H112V174H113V172L114 171H119L120 173V176L123 178L124 177V181H122L121 180V177H120V180L122 181L120 184H126L127 183V180H126V178L127 177H129V181H128V183H130L131 185H129L128 183H127V185H126V187H129L130 189L131 188H138L139 190H140V188H146L148 191H149V193L150 194H153L154 192H155V190H157V189H155L156 187H157V181H158V185H159V182H161V180L159 181V178H160V175L162 174L163 175V173H159V172H161V170H162V168H163V166L165 167V165H166V163L169 161V163H171V164H169L168 166H166L165 168H169L170 170H171V168H172V170L174 169V168H176V166L178 165V163H180V165H181V162H178V161H183L184 159V156L186 155V153L188 152V150L190 149L189 148V146H191L190 144H189V142L191 141L192 143H193V139H192V136L191 135H193V137H196V136H194V135H197V134H192V131H191V129H190V127H187V125L188 124H190V122L186 125L185 123H186V121H187V119H189V118H193V117H191V111L192 110H194V109H190V114L186 111V110H184V112L182 111L183 110V108L181 109V107H182V105H183V103H185V99H186V95L187 94H190L191 92H192V90H191V88H192V85L193 84H195V83H191L190 81H191V78H193L192 76H190L191 75V72L193 71V68H194V66H193V68H191V66H189V65H191V64H184V63H186L185 61L184 62H182V59L185 57V56H181V55H183V52H184V48L185 47H188L189 48V46H185V47H179L180 48V50L182 49L183 50V52H182V54L181 53H176V51H174L173 50V48L171 49V48H169V50H168V48H167V50L168 51H166L165 53H164V59H163V63L162 64H160L161 66L160 67H156L157 68V70L160 68V70L156 73V75H155V73L153 72V74H154V78L153 77H151V79H154V81L152 80V87L150 86V88H155V90H158L159 88L157 87V89H156V86H157V83L159 84V80H161V82H163L162 80L164 79L165 80V78L167 79V72H170L171 73V71H173L174 69H176L177 67L179 68V71H176V70H174V73H175V71L179 74V80H180V83L179 82H177V83H175L174 82V84H173V82H172V84H170L171 82H169V84H168V82H167V86H164V89L163 90H165V88H166V90L164 91V92H166L165 94H163V93H160V94H158V95H156L155 96V98L153 99L154 101H155V104L158 106V107H160L161 105H163V104H165V107H167V109L168 110H164V109H166L164 106H163V108L164 109H162V111H161V109H160V113H157L156 115L159 117L158 119H161L160 121H162V123H161V126L159 127V128H161L160 130L162 131V128H164V130H163V133L161 134L162 135V137H161V146L160 145H158V147H159V150L157 149L158 147H156L155 146V148H156V150H157V152L159 153L158 154V158H157V160H159V161H156L155 163H154V161H153V163H151V165H154V166H147V168H146V164H145V166L143 165V159L145 158V156H144V153H143V155H141L142 153H140L139 151H137V149L139 148V147H137V146H140V144L142 143V141H143V144H141L142 146H140V148L142 147H144L143 145H145L144 144V137H146V136H144V129H145V125H144V123H147V122H142L143 121V118H146V116L144 117V113L143 112H145V111H142V107H144V104H142L143 106L141 107V102L140 101H137V102H140V103H138V104H136L135 102H134V100L136 99V97H135V99H133V97H132V99H131V97H129L128 96V94L126 95V94H124L123 96H121V95H119V96H121V97H115V95H114V93H113V96L112 95H109V94H112L111 92H112V88H111V86H110V90H111V92L108 94V97H106L107 96V94L105 95V91L106 90H108V89H106L105 91H103L102 90V92H104V95H103V93L100 91V94H102L103 95V99L105 98V101L102 99V95H99L98 96V98H97V93L96 94H94V91H93V87H92V89H90L91 91H88L87 90V88L88 87H91V85L90 86H87L88 84H86L85 85V89H82L83 88V86H82V84L84 83V82H82V83H80V79L81 80H83L82 79V76H81V78L79 79L78 77L77 78H75L76 77V71L77 70H75V69H72V67L74 68V65L73 66H71V59H73L74 58V56H73V53H75L76 51H73V50H75L77 47H75V46H79L80 47V45L78 44V42H77V40L79 39V37L80 38H82V39H84L83 38V35H82V37H81V35L79 36V37H76L75 36V38H73V35H75L76 34V32H74V33H72L73 35L71 36L72 38L70 39L69 38V34H68V38L67 37H65V33H67L66 31H65V35L64 34H62ZM92 32V31H91ZM90 32V33H91ZM99 32H101V31H99ZM119 32H121V31H119ZM124 32V31H123ZM141 32V31H140ZM139 32V33H140ZM179 32V31H178ZM177 32V33H178ZM186 32V31H185ZM189 32H190V30H189ZM203 32V31H202ZM221 32V31H220ZM83 33V32H82ZM81 33V34H82ZM86 33V34H85ZM85 33H83V34H85V35H87V34H89V32L87 33V30H86V32ZM95 32L93 31V33L92 34H94ZM96 33H98V31H96ZM96 33L94 34V35H92L91 36V38H89V39H91V40H93L94 39V42H95V38H98L97 37V35H96ZM126 33V32H125ZM125 33H123V34H120L119 33V36H120V40L119 41H117V42H119V44L118 45H120L121 43L122 44H124L125 42H127V41H129V38L131 37L130 35H129V33H128V35L129 36H127ZM134 33V32H133ZM143 33V32H142ZM146 33V32H145ZM144 33V34H145ZM169 33V32H168ZM197 33V32H196ZM206 33V32H205ZM214 34H215V32H213ZM217 33V32H216ZM54 35V34H56L55 32H54V34H51V32H50V30H48V32L46 33V34H44L45 35V39H47L50 35ZM102 34V33H101ZM138 34V33H137ZM156 34V33H155ZM171 33H169V35H170ZM180 34V33H179ZM183 34V33H182ZM189 34H192V33H189ZM197 34H200L199 32L197 33ZM212 35V36H215V35ZM218 34H219V32H218ZM77 35V34H76ZM103 35V34H102ZM136 35V34H135ZM165 35H166V33H165ZM175 36V37H177V34H171V36ZM67 36V35H66ZM90 37V34L89 35H87V36H85V38H86V43L88 42L87 40V37ZM133 36V35H132ZM181 37H182V35H180ZM185 36V35H184ZM197 36H199V35H197ZM196 36V37H197ZM210 36V35H209ZM99 37H101L100 35H99ZM137 37V40L135 39V38ZM131 40H133V39H135L136 41V43H137V41H138V45H140V46H142L141 48H143V45H145V44H142L143 43V40H141L142 38H144V36H142V34L140 33L139 35H137V36H134ZM166 37H167V35H166ZM185 37H187V36H185ZM190 37H193L192 38V40H197L198 41V39H196L195 38V36H192V35H190ZM217 37V36H216ZM215 37V39H216V41H217V38ZM49 38H52V37H49ZM104 38H106V37H104ZM117 38V37H116ZM118 38H117V40H118ZM148 38V37H147ZM171 38V37H170ZM198 38V37H197ZM199 38H201V35H200V37ZM203 38H204V36H203ZM214 38V37H210V43H211V41H213L212 39ZM44 38H43V40H45ZM81 39V40H82ZM145 39V38H144ZM159 39V38H158ZM172 39V38H171ZM187 39V38H186ZM186 39H184V40H186ZM202 39V38H201ZM147 40V39H146ZM169 39H167V41H168ZM174 40H175V38H174ZM191 40V39H190ZM191 40V41H192ZM195 40L193 41L194 42V44H195V46H197L196 44H198V43H196L195 42ZM205 40V39H204ZM206 40H208L209 41V39H206ZM84 41V42H85ZM100 40H98V42H99ZM103 41V40H102ZM106 41H107V39H106ZM121 41V42H120ZM142 41V42H141ZM160 41V40H159ZM164 41V40H163ZM165 41H166V39H165ZM166 41V42H167ZM187 41V42H186ZM185 42L186 43H191L188 39L186 40ZM189 41V42H188ZM81 42V41H80ZM83 42V41H82ZM81 42V43H82ZM89 42H90V40H89ZM89 42L87 43V44H89ZM92 42V41H91ZM91 42H90V44H91ZM94 42H92V43H94ZM116 42V43H117ZM162 42V41H161ZM169 42V41H168ZM167 42V43H168ZM182 42H183V40H182ZM185 42H183V43H185ZM201 42H203L202 40H201ZM206 43H207V41H205ZM218 42V41H217ZM48 43V42H47ZM80 43V44H81ZM107 43V42H106ZM148 43V42H147ZM176 43H178L177 41H176ZM185 43V44H186ZM206 43H205V45H206ZM214 43L216 44V42L214 41ZM44 44H45V42H44ZM89 44V45H90ZM127 44V43H126ZM135 44V43H134ZM136 44V45H137ZM165 44V43H164ZM179 44V43H178ZM182 44V43H181ZM202 44V43H201ZM204 44V43H203ZM264 44V43H263ZM48 45V44H47ZM72 45H75V46H72ZM84 45V44H83ZM94 45H96V44H94ZM94 45H93V47H94ZM99 45V44H98ZM101 45H102V43H101ZM103 45H105V41H104V44ZM108 45V44H107ZM116 45V44H115ZM153 45H155V43L153 44ZM157 45V44H156ZM166 45V44H165ZM172 45H173V43H172ZM184 45V44H183ZM182 45V46H183ZM199 45V44H198ZM44 46V45H43ZM85 46H87V45H85ZM100 46V45H99ZM122 45H120V47H121ZM148 46H149V44H148ZM159 46V45H158ZM161 46H163V45H161ZM168 46V45H167ZM177 46H179V45H177ZM190 46H191V44H190ZM192 46H193V44H192ZM212 46V45H211ZM46 47V46H45ZM79 47H78V49H79ZM82 47V46H81ZM88 47V46H87ZM90 47H91V45H90ZM93 47H91V48H93ZM101 47V49H102V46H100ZM107 47V46H106ZM117 47V46H116ZM119 47V46H118ZM155 47V46H154ZM169 47H171L170 46V44H169ZM201 47V46H200ZM3 48V47H2ZM103 50H105V47L103 46ZM123 48V47H122ZM126 48V47H125ZM129 48V47H128ZM127 48V49H128ZM150 48V47H149ZM166 48H163V49H166ZM178 48V49H179ZM191 48V47H190ZM189 48V49H190ZM197 48V47H196ZM205 48V47H204ZM82 49V48H81ZM80 49V50H81ZM88 49V48H87ZM117 49V48H116ZM119 49H121V48H119ZM132 49V48H131ZM137 49V48H136ZM162 49V48H161ZM186 49V48H185ZM194 49V48H193ZM199 49V48H198ZM197 49V50H198ZM203 49V48H202ZM39 50H41L40 48H39ZM38 50V51H39ZM79 50V51H80ZM85 50V49H84ZM93 50V49H92ZM118 50V49H117ZM121 50H124V48L123 49H121ZM156 50V49H155ZM173 50V51H172ZM200 50V49H199ZM198 50V51H199ZM203 50H205V49H203ZM88 51H90V50H88ZM87 51V52H88ZM106 51H107V48H106ZM135 51V50H134ZM137 51V50H136ZM145 51H146V48H145ZM161 51L162 50H160V54H161ZM165 51V50H164ZM177 51H179V50H177ZM186 51V53H188L189 51H188V49L187 50H185ZM188 51V52H187ZM194 51H196L195 49H194ZM193 51V52H194ZM108 52V56L109 55H112L111 53L109 54V51H107ZM107 52H105V54H103V55H106V53ZM142 52V51H141ZM163 52V51H162ZM192 52V49H191V53L189 52L186 56H188L189 55V58H187V59H189L188 60V62H190L191 60L193 61V58H194V55L195 54H197V53H193ZM200 52V51H199ZM222 52V51H221ZM40 53V52H39ZM42 53V52H41ZM40 53V54H41ZM76 53H78V52H76ZM75 53V54H76ZM80 53V52H79ZM92 53H94V52H92ZM91 53V54H92ZM100 53H104V52H102V50H101V52H99V54ZM116 53V52H115ZM130 53H131V51H130ZM135 53H137L138 54V52H135ZM150 53V52H149ZM152 53H153V51H151V55H152ZM156 53V52H155ZM185 53V54H186ZM223 54H224V52H222ZM43 54H44V52H43ZM139 54H140V52H139ZM142 54V53H141ZM140 54V55H141ZM158 54H159V52H158ZM158 54H156V56L158 55ZM208 54V53H207ZM216 54V53H215ZM42 55V54H41ZM41 55H39V56H41ZM95 55V54H94ZM115 56H114V61L112 62V61H110V62H112V63H114L115 62V59H117V58H119V57H122V59H123V56L125 55L124 53H122L121 52V56H119V52H117V55L119 56V57H117V55L116 54H114ZM123 55V56H122ZM128 55V54H127ZM144 55V54H143ZM147 54H145V56H146ZM212 54H210V56H211ZM38 56V55H37ZM77 56H79V55H76V57L75 58H77ZM126 56V55H125ZM130 56V55H129ZM131 56H133V55H131ZM142 56V55H141ZM144 56V57H145ZM197 56H199V55H197ZM209 55H207L206 56V58L208 59L209 57H208ZM43 57V56H42ZM103 57V56H102ZM149 57H150V55H149ZM183 57V58H182ZM196 57V56H195ZM204 56L202 55V58H203ZM104 59H108L109 58V60H112V59H110L111 57H107L106 58V56L105 57H103ZM127 58V57H126ZM123 59V60H127V59ZM158 58L160 59V57L158 56ZM186 58V57H185ZM185 58L183 59V60H185ZM199 58V60L201 59V55H200V57H198ZM120 59V58H119ZM130 59V58H129ZM132 59H134V58H132ZM142 59H143V57H142ZM150 59H152V57H150L149 58V61H150ZM154 59V58H153ZM157 59V58H156ZM159 59H158V62L157 63H159ZM186 59V60H187ZM196 59V58H195ZM207 59H206V61H207ZM234 60V62H235V60H236V62H235V66L234 67H230V65L232 64L231 62H228L227 63V61H233ZM74 60V59H73ZM144 60V59H143ZM199 60L197 61V62H199ZM202 60V59H201ZM209 60V59H208ZM36 61V60H35ZM75 62L77 61V60H74ZM73 61V62H74ZM101 61H102V59H101ZM107 61V60H106ZM120 61H122V60H120ZM132 61V60H131ZM134 61H136L135 59H134ZM149 61H147L146 63H149ZM202 61H204V60H202ZM210 61V62H211ZM32 62V61H31ZM72 62V63H73ZM74 62V63H75ZM77 62H79V60L77 61ZM117 62V61H116ZM116 62H115V64H116ZM125 62H127V61H124V63ZM129 62V61H128ZM127 62V63H128ZM133 62V61H132ZM145 62V61H144ZM151 62V61H150ZM182 62V63H181ZM208 62V61H207ZM210 62H208L209 64H210ZM233 62V63H234ZM33 63H35V62H33ZM111 63V64H112ZM126 63V64H127ZM136 63V62H135ZM134 63V64H135ZM141 63V62H140ZM161 63V62H160ZM201 63V62H200ZM212 63V62H211ZM27 64H30V63H27ZM75 64H78V63H75ZM114 64V65H115ZM119 64V63H118ZM117 64V65H118ZM121 64V63H120ZM130 64V63H129ZM152 65V69H154L153 68V65L155 64H153V63H151ZM182 64H184V66L182 65ZM203 64H205V66H207L208 64H206L205 62H203L202 64H201V66H198L199 65V63H198V65L196 64V61H195V65H197L199 68L200 67H203L204 65ZM37 65V64H36ZM114 65L112 64V66L114 67ZM117 65H115V66H117ZM122 65H124L123 64V61H122V64H121V66H117L116 67V69H118V67H120V68H123L122 67ZM128 65V64H127ZM130 65H133V64H130ZM130 65H128V66H130ZM142 65H144L143 63H141L140 64V66H141V69H142V67L144 68V66L146 65H144V66H142ZM148 65V64H147ZM180 65H182L181 67H180ZM193 65H194V63H193ZM218 65V66H219ZM79 66H81V65H79ZM126 66V65H125ZM136 66V65H135ZM148 66H150V64L148 65ZM146 67V68H144L143 70H141V69H139V70H141V71H143V73L142 74H144V76H148V75H151L152 73V69L150 68V67ZM156 66V65H155ZM157 66H159L158 64H157ZM217 66V67H218ZM30 67V66H29ZM75 67L76 68H78V65H75ZM132 67V66H131ZM136 67H138V65L136 66ZM136 67L134 68V69H136ZM208 67V66H207ZM206 67V68H207ZM209 67H211V66H209ZM208 67V68H209ZM216 67V66H215ZM227 67V66H226ZM25 68H28V66L27 67H25ZM138 68H140V67H138ZM151 70H150V69ZM173 68V69H172ZM197 68V67H196ZM212 68H213V66H212ZM31 69H33V67L31 68ZM71 69H72V71H71ZM114 69H115V67H114ZM114 69H112L113 70V72H114V74L113 75H111V76H114V78H118L119 77V75L118 74H120V71H118V70H114ZM126 69V68H125ZM131 69V68H130ZM133 69V68H132ZM172 69V70H171ZM202 69H204V67L202 68ZM217 69V68H216ZM220 69V68H219ZM27 69H25L24 71H23V73H25V71H26ZM73 70H75L74 72H75V76L73 75V77H71L72 79L73 78H75V79H79V81H78V83L80 84V85H78V86H80V89L79 90H77L76 88H74L73 86H71L72 85V83H75V82H72V81H75V80H72L71 79V81H69V80H67L68 79V75H69V73H71V72H73ZM80 70V69H79ZM171 70V71H170ZM211 70V69H210ZM37 71V72H36ZM71 71V72H70ZM121 71H122V69H121ZM124 71V70H123ZM195 71V70H194ZM201 71V70H200ZM205 71H206V69H205ZM28 72V71H27ZM65 72H67L66 74H68V75H66L65 74ZM69 72V73H68ZM73 72V73H74ZM136 72V73H135ZM137 70L136 71H134V74L136 75L137 74ZM197 72V71H196ZM220 72V71H219ZM29 73V72H28ZM111 73H112V71H111ZM123 73V72H122ZM129 73H131V70H130V72ZM128 73V74H129ZM139 73H140V71H139ZM140 73V74H141ZM169 73V74H170ZM194 74H195V72H193ZM201 73H203V72H201ZM204 73H206V72H204ZM27 74V73H26ZM31 74V73H30ZM31 74V75H32ZM123 74H125V73H123ZM127 74V75H128ZM132 74H133V72H132ZM133 74V75H134ZM178 74H176V75H178ZM193 74V75H194ZM219 74V73H218ZM24 75V74H23ZM67 77H66V76ZM81 75V74H80ZM122 74H120V76H121ZM126 75V74H125ZM163 75H166V77L165 78H163ZM174 75V74H173ZM198 75V74H197ZM197 75H195L196 77H197ZM202 75V74H201ZM206 75V74H205ZM204 75V76H205ZM70 76H72V74L70 75ZM110 76V77H111ZM139 76V75H138ZM138 76H136L137 78H138ZM144 76H143V78H144ZM194 76V77H195ZM200 76V75H199ZM211 76V75H210ZM216 76V75H215ZM30 77V76H29ZM131 77H132V75H131ZM135 77V76H134ZM149 78H150V76H148ZM147 77V78H148ZM161 77L163 78V79H161ZM168 77H169V75H168ZM174 77V76H173ZM172 77V78H173ZM218 77H220V76H218ZM24 78H25V75H24ZM67 78V79H66ZM70 78V77H69ZM114 78H113V81H114ZM122 78H124V76L123 77H121V79ZM126 78V77H125ZM130 78V77H129ZM133 78V77H132ZM143 78L141 79V80H143ZM146 78V77H145ZM144 78V79H145ZM198 78H200V77H198ZM206 78V77H205ZM215 78V77H214ZM27 79V78H26ZM29 79V78H28ZM115 79V80H116ZM120 79V80H121ZM131 79V78H130ZM133 79H136V78H133ZM139 79V78H138ZM176 79V78H175ZM174 78H173V80H175ZM201 79H202V77H201ZM221 78L220 79H218L219 81H221L222 80ZM112 80V79H111ZM118 80V79H117ZM116 80V81H117ZM126 80H128V79H126ZM132 80V79H131ZM146 80L147 79H145V81L143 80L142 82L144 83V84H146ZM195 80V79H194ZM194 80L192 81V82H194ZM202 80H204V79H202ZM225 80V81H224ZM84 81V80H83ZM130 81V80H129ZM149 82L151 81L150 79L148 80ZM197 81V80H196ZM195 81V82H196ZM206 81V80H205ZM211 81V80H210ZM219 81H217L218 83H219ZM20 82H21V80H20ZM124 82V81H123ZM127 82V81H126ZM141 82V84H143ZM211 82H213V81H211ZM230 82V81H229ZM233 82H234V80H233ZM60 84V86L62 87L63 86V88H59V87H57V88H59L58 90H57V88H55L56 86H55V84ZM120 84H121V82H119ZM128 83V82H127ZM180 85H179V84ZM189 83L191 84V87H189L190 85H189ZM199 83V82H198ZM228 83V82H227ZM56 84V85H57ZM90 84V83H89ZM110 84H112V83H110ZM113 84H116V83H113ZM117 84H118V82H117ZM135 84V83H134ZM151 84V83H150ZM149 84V85H150ZM200 84V83H199ZM198 84V85H199ZM212 84V83H211ZM214 84H216V82L214 83ZM221 84V83H220ZM244 84V83H243ZM74 85V84H73ZM75 85H77V81H76V83H75ZM74 85V86H75ZM119 85V84H118ZM136 85H138V86H140V84H136ZM135 85V86H136ZM163 85H165V82H163ZM208 85V84H207ZM210 85V84H209ZM213 85V84H212ZM225 85V84H224ZM227 85V84H226ZM66 86H70V87H73L75 90H77L76 92H75V94L74 93H72V94H74V97H73V95L70 93V92H72V91H70V87L69 88H67ZM82 86V87H81ZM108 86V85H107ZM117 85H115V87H116ZM122 86V88L121 89H118V90H120V92L118 91L117 93H119V94H121V90H123V89H125L126 87H129V86H123V84L121 85ZM148 86V85H147ZM146 86V88H149V87H147ZM158 86H162V85H158ZM184 86H186V87H184ZM215 87L216 86H219L218 84L217 85H214ZM21 87V88H22ZM67 88V89H69V91L70 92H68V93H70L71 94V97H73V98H69L67 95H69L70 96V94H68L67 93V95H66V93L64 94V93H62V92H65V89L64 88ZM75 87H77V86H75ZM95 87V86H94ZM114 87V86H113ZM118 87V86H117ZM130 87H134V85L132 86H130ZM129 87V88H130ZM141 87H143L142 85H141ZM194 87H196V86H194L193 85V88ZM200 87V86H199ZM222 87V86H221ZM224 87V86H223ZM227 87H229L228 85H227ZM73 88H71L72 90H74ZM77 88H79V87H77ZM105 88V87H104ZM136 88V87H135ZM180 88H182V89H180ZM210 88V87H209ZM231 88H233V87H231ZM230 88V89H231ZM235 88V89H236ZM64 91H63V90ZM97 89V88H96ZM101 89H103V88H101ZM115 89V88H114ZM114 89H113V92H114ZM117 89V88H116ZM133 89V88H132ZM139 88L137 87V89H134V90H131V92L133 93V91L134 92H136L135 90H138ZM141 89V88H140ZM143 89V88H142ZM144 89H145V87H144ZM195 89V88H194ZM234 88L232 89V90H235ZM62 90V91H61ZM98 90V89H97ZM109 90V91H110ZM128 90H130V89H128ZM155 90H152V91H155ZM188 90H191L190 92L188 91ZM198 90V89H197ZM211 90V89H210ZM215 90H216V88H215ZM61 91V92H60ZM96 91V90H95ZM109 91H107V93L109 92ZM145 91H147V90H145ZM225 91V90H224ZM229 91V90H228ZM227 91V92H228ZM97 92H99V90L97 91ZM130 92V93H131ZM138 92H140V91H138ZM137 92V93H138ZM142 92H144V91H142ZM148 92H149V90H148ZM159 92H161V91H158L157 93H159ZM163 92V91H162ZM197 92V91H196ZM200 92V91H199ZM208 93H209V91H207ZM214 92V91H213ZM234 92V91H233ZM240 92V91H239ZM25 93V94H26ZM127 93V92H126ZM129 93V92H128ZM130 93H129V95H130ZM132 93H131V95H132ZM146 93V92H145ZM195 93V92H194ZM205 93V92H204ZM244 93H243V97H244ZM150 94V93H149ZM201 94V93H200ZM203 94V93H202ZM213 94V93H212ZM229 94V93H228ZM237 94H238V91H237ZM126 95V96H125ZM139 95H141V94H137V98L139 97ZM143 95H144V93H143ZM143 95H141V96H143ZM145 95H148V93H146ZM192 95V94H191ZM222 95V94H221ZM226 95V94H225ZM105 96V97H104ZM134 96H136L135 94H134ZM150 96H151V94H150ZM150 96H148V97H150ZM203 96V95H202ZM216 96V95H215ZM224 96V95H223ZM232 96V95H231ZM235 95H233L232 96V98L230 99V101L233 99V98H240L241 96H242V94L241 95H237V97H234ZM144 97V96H143ZM152 97V96H151ZM189 97V96H188ZM196 97V96H195ZM200 97V96H199ZM218 97V96H217ZM100 98H101V100H103V103L105 102L106 103V105H105V103H104V105L105 106H109V104L111 103V105L113 106V109H111V110H109V109H107V107H106V109L107 110H109V111H112V112H114L113 114H111L110 116V118H104V116L103 115H105V114H103V115H97V112L96 111H98V110H95L96 108V106H98V104L96 105V102H100L101 100H100ZM140 98V97H139ZM190 98V97H189ZM189 98H187V99H189ZM205 98V97H204ZM204 98L202 99V100H204ZM221 97H219V99H220ZM225 98V97H224ZM226 98H227V95H226ZM97 99H99V101L97 100ZM141 99V98H140ZM140 99H137V100H140ZM150 99V98H149ZM197 99H199L200 100V98H198L197 97ZM196 99V100H197ZM228 99V100H229ZM246 99V98H245ZM151 100V99H150ZM191 99H189L188 101H187V103H194V102H192V100H191V102H189ZM201 100V101H202ZM216 99H214V101H215ZM221 100H223V99H221ZM220 100V101H221ZM225 100H227V99H225ZM225 100H223V105H224V103H225ZM228 100H227V102H228ZM244 100V99H243ZM152 101V100H151ZM184 101V102H183ZM198 101V100H197ZM217 101V100H216ZM230 101L228 102V104L230 103ZM200 101H198V103H199ZM226 102V103H227ZM237 102V101H236ZM245 102H247V101H244V102H242V103H245ZM102 103V104H103ZM145 103V102H144ZM196 103V102H195ZM197 103V104H198ZM207 103H209V102H206V104ZM222 103V102H221ZM231 103H233L232 101H231ZM234 103H235V100H234ZM101 104V105H102ZM140 104V105H139ZM148 103H146V107H148L149 105H147ZM150 104V103H149ZM154 104V103H153ZM155 104H154V106H155ZM199 104H202V102L201 103H199ZM217 104H219V103H217ZM217 104H215V105H217ZM253 105H254V103H252ZM59 105H61L62 107H65L66 109H69V114L68 115H71V116H68V115H66L67 113H63V112H66V111H68V110H66L65 108H64V111H60V109H58V106ZM77 105V106H76ZM100 104H99V107L101 106ZM187 105V104H186ZM195 105V104H194ZM194 105H192L191 104V106H193V108H194ZM209 105H211V104H209ZM223 105L221 106V107H223ZM232 105V104H231ZM250 105V104H249ZM17 106V105H16ZM104 106V107H105ZM196 106V105H195ZM199 106V105H198ZM212 106V105H211ZM228 106V105H227ZM233 106H235V105H233ZM98 107V108H99ZM103 107V105L100 107V108H102ZM103 107V108H104ZM188 106H186V108H187ZM203 107H204V105H203ZM213 107V106H212ZM250 107V106H249ZM253 107V106H252ZM59 108H60V106H59ZM102 108V110H105L104 111V113H107L108 111L104 108L103 109ZM108 108H110V107H108ZM149 108H150V106H149ZM185 108V109H186ZM199 108V107H198ZM202 108V107H201ZM214 108V107H213ZM229 108V107H228ZM236 108H237V106H236ZM245 108V107H244ZM62 109V108H61ZM148 109V108H147ZM157 109H159V108H157ZM196 109H197V107H196ZM215 109V108H214ZM63 110V109H62ZM66 110V111H65ZM102 110H99V112H98V114L99 113H101L102 112ZM144 110H145V108H144ZM150 110V109H149ZM155 110V109H154ZM164 110V111H163ZM199 110H201V109H199ZM203 110V109H202ZM212 110V109H211ZM237 110H239V109H237ZM253 110V109H252ZM259 110V109H258ZM101 111V112H100ZM152 111V110H151ZM156 111V110H155ZM189 111V110H188ZM195 111V110H194ZM193 111V112H194ZM196 111H198V110H196ZM215 111H217V110H215ZM226 111V110H225ZM257 111V110H256ZM94 112H96V114H94ZM111 112V113H112ZM222 112V111H221ZM228 112H232V111H228ZM227 112V113H228ZM234 112V111H233ZM237 112V111H236ZM235 112V113H236ZM253 112H254V110H253ZM153 113V112H152ZM199 113V112H198ZM216 113V112H215ZM214 113V115H217V114H215ZM219 113V112H218ZM224 113V112H223ZM223 113H221V114H223ZM234 113V114H235ZM260 113V112H259ZM193 114V113H192ZM195 115H194V117H196L197 115H196V113H194ZM204 114V113H203ZM210 115L211 113L210 112H207V115ZM225 114V113H224ZM224 114H223V116H224ZM96 115V116H95ZM151 115V114H150ZM153 115V114H152ZM155 115V114H154ZM209 115H208V117H209ZM231 115V114H230ZM253 115V114H252ZM256 115V114H255ZM149 115H147V117H148ZM199 116V115H198ZM211 116V115H210ZM218 116L219 115H217L216 116V118H218ZM228 116V115H227ZM233 116H235V115H233ZM237 116V115H236ZM249 116V115H248ZM72 117V118H71ZM105 117H106V115H105ZM200 117H202L201 115H200ZM247 117V116H246ZM257 117V116H256ZM149 118V117H148ZM198 118V117H197ZM220 118V117H219ZM149 119H151V117L149 118ZM148 119V120H149ZM156 119V118H155ZM201 119H205V121H206V115L204 114V117L203 118H200V121H201ZM153 120V119H152ZM157 120V119H156ZM196 120H199V119H196ZM202 120V121H203ZM218 120V119H217ZM205 121H203V123H201V124H207L208 123V121H209V123L208 124H211L210 123V120H207L206 121V123H204ZM219 121V120H218ZM230 121V120H229ZM50 122H52L51 124L53 125V126H51L50 125ZM56 122V123H55ZM59 122H61V123H59ZM153 122V121H152ZM157 122V121H156ZM224 122H226V121H224ZM253 122V121H252ZM57 124L58 123V125H56V126H54V124ZM122 123H126V125H127V129H126V131H127V134H128V138L127 139H125L126 141L124 142V141H122V142H124L125 144H121V143H118L117 142V139H115V136L116 135H114V131H115V128H116V126L118 127L120 124V126L122 127ZM150 123V122H149ZM154 123V122H153ZM123 124V127L124 126H126V125H124ZM151 124V123H150ZM163 124V125H162ZM221 124V123H220ZM47 125H50V127H55V130L54 129H52V131L51 132H53V131H55V132H53V133H51L50 131H48V129L49 128H46L47 127ZM72 125H74L73 127H72ZM147 125H149V124H146V126ZM154 125V124H153ZM155 125H158V124H155ZM197 125H200V124H197ZM119 126V127H120ZM164 126V127H163ZM192 126H193V123H192ZM201 126V128H206V129H210L211 130V127L209 128H207L206 126L205 127H203L202 125H200ZM221 126V125H220ZM223 126V125H222ZM148 127V126H147ZM152 127V126H151ZM155 127V126H154ZM195 128H196V125L194 126ZM215 127V126H214ZM47 130H46V129ZM73 128H75L74 130H73ZM129 128V129H128ZM156 128V127H155ZM155 128H153V129H155ZM193 128V127H192ZM194 128V129H195ZM200 128V129H201ZM217 128V127H216ZM125 129L124 130H122V131H124L125 132ZM118 130V129H117ZM150 130V129H149ZM148 130V131H149ZM156 130V129H155ZM213 130V129H212ZM197 132H198V130H196ZM196 131H195V133H196ZM201 131H204V130H201ZM201 131H199L200 133L199 134H201ZM215 131V130H214ZM219 131V130H218ZM146 132V131H145ZM156 132V131H155ZM206 132V130L203 132V133H205ZM211 132V131H210ZM126 133V132H125ZM159 133V132H158ZM161 133V132H160ZM160 133H159V136H161L160 135ZM202 133V134H203ZM206 133H208V131L206 132ZM213 133V131L211 132V134ZM118 134H119V131H118ZM121 134V133H120ZM122 134H123V132H122ZM201 134V135H202ZM208 134H210V133H208ZM158 135V134H157ZM157 135H155V136H157ZM204 135H206V134H204ZM144 136V137H143ZM155 136H154V138H155ZM198 136V135H197ZM215 136V135H214ZM0 137H2L3 138V136H0ZM117 137V136H116ZM120 137V136H119ZM212 137V136H211ZM221 137V136H220ZM261 137V136H260ZM141 138V140H140V142L138 141V139H140ZM143 138V139H142ZM151 138V137H150ZM159 138V137H158ZM199 139H200V137H198ZM210 138V137H209ZM1 139V138H0ZM55 139H58V140H62L63 141V143L61 144V143H58V142H60V141H58L57 140V142L55 141ZM92 139V140H93ZM152 139V138H151ZM156 140H157V137L155 138ZM202 139H204V138H202ZM89 140V141H90ZM93 140V141H94ZM123 140V139H122ZM147 140V139H146ZM155 140V141H156ZM206 140H207V142H208V138H206ZM3 141V140H2ZM5 141V140H4ZM56 143H54V142ZM92 141V142H93ZM159 141V140H158ZM1 142V141H0ZM49 142H50V144H51V142H53L55 145L53 146V149L54 148H56L55 146H58L56 149V152H55V157L54 156H52V155H48V153L47 152H49L50 154H52L54 151L52 150V148L51 149H49V150H47L48 148H50L51 146L49 145ZM109 142V143H108ZM137 142L139 143V145H136L137 144ZM146 142V144H147V141H145ZM150 142V141H149ZM198 142V141H197ZM202 142V141H201ZM210 142V145H211V143H212V141H209ZM209 142H208V144H209ZM215 142H216V140H215ZM4 143V142H3ZM65 143H67V144H65ZM160 143V142H159ZM206 143V142H205ZM205 143L202 145V146H204L205 145ZM10 144V143H9ZM48 144V145H47ZM80 144V143H79ZM152 144V143H151ZM214 144V143H213ZM216 144V143H215ZM6 145V146H7ZM47 145V146H46ZM92 145H93V143H92ZM231 145V144H230ZM25 147L24 149L25 150H22V148L23 147ZM50 146V147H49ZM60 146V147H59ZM148 146V145H147ZM195 146V142L193 143V147ZM48 147V148H47ZM152 147V146H151ZM162 147V148H161ZM201 147V146H200ZM210 147H212V146H210ZM217 147V146H216ZM215 147V148H216ZM145 148H150V145H149V147H146V145H145ZM145 148H143V149H145ZM203 148V147H202ZM204 148H205V146H204ZM203 148V149H204ZM214 148V149H215ZM64 149V150H65ZM132 149H133V151H132ZM134 149H136V153H137V155H136V153L134 152ZM214 149H212V150H214ZM217 149V148H216ZM215 149V150H216ZM219 149V148H218ZM217 149V150H218ZM4 150V149H3ZM50 150H51V152H50ZM140 150V149H139ZM142 150V149H141ZM150 150V149H149ZM153 150H154V148H153ZM206 150V149H205ZM214 150V151H215ZM261 150V149H260ZM5 151V150H4ZM61 151V153H59V155L61 154V155H65V152H66V150H65V152L63 151L62 152ZM72 151H74V150H72ZM71 151V152H72ZM127 151H131V154H132V156L133 157H135V155L137 156V157H141L142 156V158H143V156H144V158L142 159V160H140V163L138 162V163H136L137 161H139L138 160V158H137V160H136V158H135V160H136V162H129V161H127V155H126V153H127ZM187 151V152H186ZM204 151V150H203ZM219 151V150H218ZM226 151V150H225ZM262 151H264V150H262ZM122 152H124V154L122 153ZM132 152H134V153H132ZM142 152H144V151H142ZM150 152V151H149ZM153 152V151H152ZM156 152V153H157ZM189 152H191L190 150H189ZM188 152V154H187V157H188V155L189 154H191V153H189ZM196 152V151H195ZM42 153H44V154H42ZM64 153V154H63ZM145 153H147V152H145ZM214 153H217L216 151L214 152ZM260 153V152H259ZM41 154L43 155L42 157H40L41 156ZM148 154H150V153H148ZM154 154V153H153ZM152 154V158L151 159H153L154 158V155ZM262 154H263V152H262ZM262 154H260V155H262ZM60 155V156H61ZM124 155H126L125 156V160L126 161H124V158H123V156ZM141 155V156H140ZM259 155V156H260ZM60 156H59V159H60ZM148 156V155H147ZM151 156V155H150ZM191 155H189V157H190ZM195 156V155H194ZM222 156V155H221ZM221 156H219V157H221ZM20 157V159H21V157H24V159H23V163H21V162H18V163H16V161L15 160H18V158ZM53 157V158H52ZM62 157V156H61ZM186 157V158H187ZM198 157V156H197ZM202 157V156H201ZM226 157H227V155H226ZM37 158H39L38 159V163H36V159ZM43 158V159H42ZM57 158H58V156H57ZM56 158V159H57ZM77 158H76V160H77ZM148 158H149V156H148ZM182 158V159H181ZM191 158V157H190ZM189 158V159H190ZM196 158V157H195ZM209 158V157H208ZM146 159V158H145ZM45 160V163L43 162ZM55 160V159H54ZM58 160V159H57ZM153 160H155V158L153 159ZM188 160V158L186 159V160H184L185 162ZM194 160V159H193ZM220 160H221V158H220ZM224 160V159H223ZM49 161V163H50V165H51V162ZM59 161V160H58ZM147 161V160H146ZM152 161V160H151ZM177 161V162H176ZM191 161V160H190ZM189 160H188V162L187 163H189L190 162ZM218 161V160H217ZM42 162H43V167H41V164H42ZM54 162V165L56 166V162L55 161H53ZM144 162H145V160H144ZM150 162V160H148V163ZM159 162V163H158ZM185 162H182V164L184 163L185 164ZM209 161H207V163H208ZM22 164V166L20 167V166H18V167H16L17 165L16 164H18V165H20V164ZM30 163H32V164H30ZM147 163V164H148ZM177 163V165H175ZM186 163V164H187ZM194 163V162H193ZM142 166H141V165ZM168 164V163H167ZM172 164H174L175 165V167H172V166H170V165H172ZM183 164V165H184ZM185 164V165H186ZM210 164V163H209ZM28 165V166H29ZM173 165V166H174ZM182 165V166H183ZM193 165V164H192ZM29 166V167H30ZM40 166V167H39ZM53 166V165H52ZM170 166V167H169ZM190 166V165H189ZM205 166V165H204ZM32 167V168H33ZM58 167V166H57ZM183 167H185V166H183ZM16 168H18V169H16ZM25 168H26V166H24L23 167V169L24 170H22V168L20 169L21 170V172L22 171H26L25 170ZM31 168V167H30ZM30 168H28L29 170H30ZM44 170H43V169ZM59 168V167H58ZM168 168H167V174H170V173H168L169 171H168ZM190 168V167H189ZM27 169V168H26ZM33 169V170H34ZM56 169V168H55ZM161 169V170H160ZM214 169H215V167H214ZM19 170V171H20ZM32 169L30 170L31 172L33 171ZM43 170V171H42ZM50 170V169H49ZM52 170V169H51ZM50 170V171H51ZM164 171L163 172H165L166 173V171H165V169H163ZM171 170V171H172ZM179 170V169H178ZM178 170H177V172H178ZM185 170H188L187 168L185 169ZM190 170V169H189ZM261 170V175L263 176V173H262V169H260ZM264 170V169H263ZM35 171H33V173L35 174L36 172ZM47 171H48V169H47ZM53 171H54V166H53ZM56 171H58L57 169H56ZM55 171V172H56ZM170 171V172H171ZM211 171V170H210ZM255 171H257V169L255 170ZM26 172H28L29 173V171L27 170ZM30 172V173H31ZM52 172V171H51ZM51 172H49V173H51ZM25 173V172H24ZM23 172L22 173H20V175H22V179H25L24 177H26L27 178V175H25ZM27 173V174H28ZM33 173H31V175L32 176H34L33 175ZM45 173H48V172H44V174ZM54 173V172H53ZM158 173H159V178H158V180H157V176H158ZM164 173V175H166ZM213 173V172H212ZM44 174H43V176H44ZM258 176H259V174L258 173H256ZM47 175H50V174H46L44 177L42 176V175H37V173H36V175L35 176H37V178L36 177H33V178H36V179H38L40 182H44V181H42ZM163 175V176H164ZM255 175V174H254ZM32 176L30 177V174H29V177H28V180H30V181H32L31 179H33L32 178ZM39 176H41V178H38ZM51 176V175H50ZM126 176V177H125ZM172 176V175H171ZM257 176V177H258ZM43 177V178H42ZM55 177V176H54ZM162 177V176H161ZM20 178V177H19ZM18 178V179H19ZM29 178H31V179H29ZM119 178V177H118ZM170 178V176L168 177V179ZM261 178V177H260ZM15 179H17V178H15ZM21 179V180H22ZM48 179H50V177H48ZM48 179H46V180H48ZM128 179V178H127ZM162 179V178H161ZM163 179H165V177H163ZM162 179V180H163ZM167 179V177H166V180H163V181H167L168 180ZM26 180V179H25ZM24 180V181H25ZM260 180V179H259ZM12 181V180H11ZM10 181V182H11ZM17 181V180H16ZM23 181V180H22ZM22 181L21 182H19V183H22ZM35 181V180H34ZM32 182V184L34 185V186H36L34 183H40V182H38V181H35V182ZM117 181V180H116ZM13 182H15V180H13L11 183H13ZM171 182V181H170ZM176 182V181H175ZM45 183V182H44ZM176 183H178V182H176ZM175 183V184H176ZM264 183V182H263ZM7 184H9V183H7ZM28 184V183H27ZM42 184V183H41ZM41 184H40V186H41ZM161 184V183H160ZM261 184V183H260ZM0 185V186H1ZM17 185H18V181H17ZM20 185V184H19ZM18 185V187H20ZM29 185V184H28ZM129 185V186H128ZM40 186H38V188L40 187ZM104 188H103V187ZM107 186H108V184H107ZM106 186V187H107ZM131 186H133V187H131ZM261 186V185H260ZM12 187V186H11ZM14 187V186H13ZM12 187V188H13ZM17 187V188H18ZM29 187V186H28ZM159 187V186H158ZM24 188V187H23ZM23 188H19L20 190L21 189H23ZM37 187H36V190L38 189ZM164 188V187H163ZM15 190H16V188H14ZM102 189V190H101ZM106 189V188H105ZM107 189H108V187H107ZM160 189H161V187H160ZM72 190V191H71ZM141 190H143V189H141ZM263 190V189H262ZM8 191V190H7ZM19 190H17V192H18ZM24 191H26V188H25V190ZM38 191V190H37ZM108 191V190H107ZM5 192V191H4ZM9 193H10V190L8 191ZM11 192H13V191H11ZM239 192V191H238ZM262 192H264V190L262 191ZM8 193V194H9ZM38 193V192H37ZM103 193H105V192H103ZM102 193V194H103ZM107 193V192H106ZM230 193V192H229ZM6 194V193H5ZM90 194V195H89ZM232 194V193H231ZM230 194V195H231ZM240 194V193H239ZM239 194H238V197H239ZM154 195V194H153ZM88 196H89V198H88ZM233 196H237V194L236 195H233ZM87 197V198H86ZM231 196H229L228 197V199L230 198ZM240 197H241V195H240ZM238 198V199H241V198ZM243 197V196H242ZM259 197V196H258ZM262 197V196H261ZM32 198V197H31ZM35 198V197H34ZM71 198H72V200H71ZM233 198V197H232ZM232 198L230 199V200H232ZM92 199V198H91ZM260 199H262V198H260ZM259 199V200H260ZM235 200H237L236 199V197H235ZM234 200V201H235ZM65 201V202H66ZM233 201V202H234ZM235 203V202H234ZM258 203L259 202H257V204L256 205H258ZM259 204H261V200H260V203ZM263 204V203H262ZM89 205V204H88ZM238 206H239V203H238V205H237V207H236V205H235V207L238 209ZM246 206V205H245ZM259 206V205H258ZM242 207V206H241ZM263 207V206H262ZM239 209H241V208H239ZM254 209V208H253ZM261 209V208H260ZM263 209V208H262ZM66 210V211H67ZM245 210V209H244ZM252 210V209H251ZM259 210V209H258ZM90 211V213H88ZM236 211H238V210H236ZM234 212V211H233ZM244 212V211H243ZM242 212V213H243ZM263 212H264V210H263ZM238 213V212H237ZM246 213H247V211H246ZM245 214V213H244ZM253 214L255 215V212H254V210H253ZM260 214H262V212H261V210L259 211V214L258 215H260ZM247 215V214H246ZM248 216V215H247ZM256 216V215H255ZM242 217H244V215H242ZM232 219H234V218H232ZM246 219H248V218H246ZM260 219V218H259ZM230 220H231V217H230ZM229 220V221H230ZM251 220H253V219H251ZM250 220V221H251ZM247 221V220H246ZM236 222V221H235ZM231 223H233V222H231ZM227 224V223H226ZM234 224V223H233ZM247 224V223H246ZM248 224H250V223H248ZM253 224V223H252ZM255 224V223H254ZM239 225V224H238ZM243 225H245L244 223H243ZM262 225H263V223H262ZM261 225V226H262ZM232 226V225H231ZM248 226V225H247ZM257 226V225H256ZM223 227V226H222ZM225 227V229H226V226H224ZM228 227H229V223H228ZM237 227V226H236ZM239 227V226H238ZM260 227V226H259ZM248 229V228H247ZM253 229V228H252ZM258 229V228H257ZM229 230V229H228ZM234 230H235V228H234ZM234 230H231L230 229V232H232V231H234ZM236 230H237V228H236ZM238 230H240L239 228H238ZM237 230V231H238ZM245 230H246V228H245ZM249 230V229H248ZM263 230V229H262ZM226 231V230H225ZM241 231H243L242 229H241ZM253 231V230H252ZM258 231V230H257ZM248 232V231H247ZM246 232V233H247ZM221 233H225V232H221ZM228 233H229V231H228ZM227 233V234H228ZM234 233H236L235 231H234ZM244 233V232H243ZM246 233H244V234H246ZM250 233H251V231H250ZM249 233V234H250ZM257 233V232H256ZM255 233V234H256ZM230 234H232V233H230ZM242 234V233H241ZM243 234V235H244ZM258 234V233H257ZM264 234V233H263ZM223 235V234H222ZM237 235H238V233H237ZM247 235V234H246ZM230 236H233V235H230ZM260 236V235H259ZM224 237H226V235L224 234ZM239 237V236H238ZM227 238H228V236H227ZM240 238H241V236H240ZM225 239V238H224ZM230 239V238H229ZM237 239V238H236ZM257 239H259V238H257ZM226 240V239H225ZM227 241L228 240H226V243L225 244H227ZM232 241H234V239L232 240ZM263 241V240H262ZM225 242V241H224ZM231 242V241H230ZM229 242V243H230ZM235 242V241H234ZM243 242V241H242ZM260 242H261V240H260ZM253 243H255V242H253ZM262 243V242H261ZM245 244V243H244ZM243 244V245H244ZM250 244H251V242H250ZM231 246L230 247H232V245H233V242H232V244H230ZM238 245V244H237ZM253 245V244H252ZM242 246V245H241ZM254 246V245H253ZM230 247L228 248V249H230ZM238 247V246H237ZM243 248H244V246H242ZM250 247H251V245H250ZM255 248V247H254ZM262 248V247H261ZM263 249V256H264V248H262ZM215 250V249H214ZM216 250H219V249H216ZM231 250V249H230ZM253 250V249H252ZM83 252V249H81L80 251H79V254L80 253H82ZM214 252V251H213ZM262 252V251H261ZM215 253V252H214ZM227 253V252H226ZM254 254V253H253ZM261 254V253H260ZM219 255V254H218ZM227 255H229L228 253H227ZM212 257H214L213 259L214 260H216L217 259V257H215V256H211V258ZM250 257V256H249ZM41 261L42 262H44V261H46V260H48V259H50V257L48 256V254L47 253H43L42 254V256H41ZM223 258H227V256H224ZM212 259V260H213ZM231 259V258H230ZM245 259V258H244ZM219 260V259H218ZM221 262H222V260H221ZM251 262V261H250ZM256 262V261H255ZM213 263L214 264H218L216 261H213ZM41 264V263H40ZM209 264V263H208ZM222 264V263H221ZM225 264V263H224ZM263 264H264V260H263Z\"/></svg>","mask_w":264,"mask_h":264}]
</instances>
